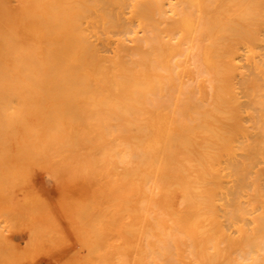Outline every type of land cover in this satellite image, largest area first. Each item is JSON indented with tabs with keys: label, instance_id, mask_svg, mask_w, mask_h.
<instances>
[{
	"label": "bare ground",
	"instance_id": "obj_1",
	"mask_svg": "<svg viewBox=\"0 0 264 264\" xmlns=\"http://www.w3.org/2000/svg\"><path fill=\"white\" fill-rule=\"evenodd\" d=\"M3 85L4 86L7 85V87L8 85H12V86L14 85L13 91H11V93L13 92L11 97L14 94H17L18 97L14 95L12 98L14 99L19 98V99L14 100L15 102L14 104V102L10 100L12 99L10 97L9 102L13 104V107H15V110H18L19 107H22V105L20 106L21 100L23 101L28 100L27 101L28 106H31V107H30V110H26V111L27 112L30 111L31 115H28L27 112L26 113H27V116H29V118H32L30 117L32 115L39 116L40 114H43V113L45 114L46 112L50 111L44 108L45 106L42 107L43 105H46V104H42V106H39V104L30 105V101H32L33 104H35V102L40 103L43 101L47 103L49 101V103L52 104V101H56L53 103V105L54 104L56 105V103H59V101H64L62 105H64L65 102L67 103L69 102V105H73L71 104L72 102H74V104L76 102H78L79 104L82 103V105H80V107L83 106L81 108L82 110H80V107L79 109H77L78 106L77 108L75 106L72 109L71 107H68L66 103L65 105L67 107L64 105L65 107L63 106L60 111L61 113H64V114H71V117L73 118L75 117V112H77V114L80 115L78 116L76 114L78 116V117L76 116L77 119L79 117L82 118V116L88 117L89 113H91L90 108L92 109L91 103L93 101H97L98 103L100 100H104V101L113 100L117 102V103L114 102L116 106L118 105V101H121L122 105L125 104L124 105L126 109L125 112H127L129 117L130 116L133 117V120H134L135 117L134 115L132 116L131 113L132 114L135 113V115H138L137 116L138 118L137 117L136 118L138 119L139 123L136 124L137 120H134L132 122V118H130L131 119L130 121L132 124L128 125L127 124L128 122H127L126 128H124L126 125L123 123V121L125 120L126 122V121H129V119L128 120L124 119L121 122L122 124H117V122L120 123L116 119L117 117L115 118L116 121L115 119H113L114 121L111 120L117 124L115 125L113 123L116 127H118L119 125L121 127V128L119 127L116 128L113 125L111 129L113 130L114 127L115 129L112 132L110 131V127L112 126L110 124L112 123L108 122L110 123L109 124L110 126L108 125L109 131L107 133H110V134L112 133L111 134L112 136H113V133L116 135V137L115 136L112 137L114 138L113 141H115L116 138L117 139L120 137L124 138L127 136L126 141H125V138L123 139L124 142L126 143L125 145H123L124 147L126 146L124 150L125 153L122 151L123 154L120 151L121 149H123L121 147L122 146L121 142L123 141L121 140L122 138L118 139L120 140L119 148L120 147L121 148L119 152H121V154H118L116 152L115 150L116 148L111 145L113 143L109 144L108 148L99 144L100 146L103 147L104 152L102 154H98V153H101L102 148L101 147L98 148V142L97 144H93L94 142L92 143V141L95 140V138H93V135L89 137L90 140L91 138L93 140L88 141V143L91 142L93 145H95V147L97 146L96 149L93 148L94 146H92L90 143L91 145L90 151L87 150L90 148V145H89V148L87 147L86 150H84L85 148H83V145H85L84 143H87V140L85 142V139H87V137H85V139L83 140L84 138L83 135H84V130H85L83 123H85L87 119L85 118L86 120L84 119L85 121H83L82 123V121H79L81 120L79 118L78 121L81 123L79 124L78 121L77 122L74 121V120H77L75 117L73 120L75 123L74 126L75 125L77 126L75 127L73 125L71 126H73L74 128L73 130L76 129L75 131H77V133L79 130V135L83 133V135H81L82 139L81 138L79 139V135H78V139L83 140L84 142L81 147L82 142L80 141L81 143H78L79 141L76 139L77 134H74V137H73V132H71V135L70 134L69 135L72 136V138H75L74 141L72 142H75V140H77L76 144L78 148H74L75 149L74 154L71 153L74 150V149H71L72 147L69 149V152L72 150L70 153L75 155L77 150H79L80 147L81 149L83 148L84 150V151L82 150V153H84L85 151L90 152L89 155L86 152L85 153L87 155L85 153H84L85 155L84 154L82 155V153H80L79 155H81V157L79 155H76L78 156L76 160H81L82 163L83 162L85 163V164H82L80 162L77 164L78 166H76L75 164L76 160L74 156L70 158L67 157V159L69 158L68 160L66 159V156H68V154L66 155V153H68V151L66 152L65 149L70 146H67L65 148L64 146L61 145L65 142L67 143L70 140H67V141L63 140L65 142H62V143L60 142L61 144L58 143L59 140L62 141V139H65L64 137L66 134L61 133L62 134L61 136L63 137V134H64V137L60 138L61 137L60 136L58 140L56 138H53V139H56L55 141H58L57 144L60 145L59 150H62V147L65 148L64 149L65 158L62 157L63 154L60 155L61 153H64L62 152L63 150L61 151L60 154H57L54 152V151L56 152H60V151H58L57 149L58 145H55V143L53 144L54 141L52 138H51V143H49L51 144L50 146L52 147L55 145L57 147L54 146L53 147L54 150H52L51 147L49 146V151L52 150L50 152L51 153L53 152L55 155V156L54 155L51 156L50 153L47 152L49 153L48 156H51L49 158L45 154L46 152H44L46 151V149L43 150L44 153L42 151L39 153L42 146H44L42 147V149L47 148L44 144H41L43 142L44 136L46 135L45 134L46 132L45 133L43 132L44 136L42 135L43 136V138L41 137L42 141L39 142L40 137H38V135L36 134H37V131L40 130L41 132L43 130L39 129L36 124L35 125L37 127L33 126V129L30 127V130L36 131L35 132L36 133L35 135L37 136L36 138H38L37 140L41 144V147L39 146V150L36 148L37 149L36 151H38L37 152L38 154L33 152L34 150H32L33 154H35L34 157L38 158L39 161H44L46 159L43 155H45L47 159L48 158L51 159L52 157L56 158L58 155H60L61 159L59 160V156H58L57 160L59 161L56 160L58 163L55 161L57 164H59V166H57V164L55 166L59 167V170L61 169L60 172L63 171L62 169L63 167L61 168L62 166L61 164L64 163L65 165L67 162L69 163L71 161H72V165L76 167V173L79 172V174L77 173L76 175V173H74V170H73L75 169V167L73 166L74 168L69 169L71 168L70 164L69 165L66 164V166L67 165L68 166L67 167L65 166L66 167L65 171L67 170L70 174H75L74 178L76 176V179H74L72 175H68L69 173L67 171L66 172L63 171L62 173L64 174L65 172V176L67 173V177H68L67 180L68 181L71 180L69 182L74 181L76 183L77 179H78V182H80L79 180L82 179L81 181H83L84 183L85 179L83 180L82 178L84 175H85L84 178H86L87 176L90 180V177H91V181L93 180V178H95L94 181H98V182L99 180L97 179V177L100 179L102 177V180H100V182L102 181V183H99L100 184L99 186L97 185L98 182H95L96 183L95 184L92 181L94 183L93 186L95 187L93 186L90 187L89 185L88 188L93 187L95 189L97 186L99 188L100 187L103 188L104 186L105 189L101 188L102 190L100 191L103 194L104 192H107L106 193L107 200H109L107 197L113 198L114 196L113 199H116V197H118L116 200H114L116 203L114 202V204H112L114 206L112 207L115 209L117 204L120 203L118 205L119 210L115 212L116 210L113 211L114 209L111 207L113 209L111 211L113 213L112 216H114L111 218L110 216H108V213H105V212L106 210L108 211V209L111 210L109 205L111 206L112 200L110 199L108 203L107 200L105 201L103 199L102 195L100 196L97 194L98 189L96 190L92 189L91 190L92 192H90V190L86 187L89 190L87 191L91 193V194L88 193L89 196H92L94 192L97 191L95 196L98 195L101 198L99 199L98 197L99 201L95 199L92 201L91 199L93 198L89 197L90 202L92 201L91 203L92 205L89 203L91 206L86 205L84 208L81 207L83 209L87 208L83 211L84 214H91V212L93 213L94 211L103 212L104 209H106L105 212H103L102 214L100 212L99 213L97 212V213L101 214L100 216H102L105 213V217L106 216L108 217V218L104 217L105 223L103 222L104 219L103 221H101L104 224L97 223L95 225L94 223L96 227L93 225L94 228L92 230L88 229L90 230L88 232L93 231L94 229L97 228V226H100V225H101V228L104 229V226L102 225L106 224V219H107V223H109L108 220L110 219L113 222H116L115 219L118 221L119 220L118 218H121L118 223L119 225H117V222H116V227L119 226V228L116 229L114 224H113L114 226L110 225V223L112 222L110 221L109 223L110 226L106 224L107 227H105L104 231L102 232L104 233V235H102L103 238H105V241H108L109 243L108 244L106 242V245H110V247L112 246L111 248L114 247L116 250L114 248L113 249L109 248V246L108 247L103 246L105 244V242H103L104 240L102 239L98 240V237L101 236V235H98V233L103 230V229L100 230L99 229L100 227H99L98 228L100 230V231L98 230L99 232L96 231L97 229L94 231L95 233L93 232L95 236H93V234H92L93 237L90 234H89L90 236L89 235L87 236H89L90 239L94 237L97 238V239H91L93 240L92 243L95 244L94 246L99 247L97 243L102 241L100 243L102 245L99 244L100 245L99 248H101V246L105 247L106 251L105 250L103 251L104 248L101 250L97 247L95 248L93 247L94 252L96 251V249L98 250L95 253L93 252V250H91L88 256L90 255L95 256L97 254L96 256L99 255L98 256L99 258L101 257L102 259H104V264H109L108 262H112V261H113L112 264H120V263L126 264V259L131 257L130 255H132V257L128 259L129 263L127 262V264H134L133 262L134 260L137 261V263L135 264H224V263L226 264V262L229 264V262L233 263V261L235 264L236 263L235 261H238V260H234V256H232L233 250L232 251L228 250L231 247L232 249H234L235 247L234 244L236 242H234V240L231 239L235 234L234 235L233 233L228 234L227 228H229V231L236 230L238 234L241 231L243 236L239 234L240 235L239 239L241 238L240 239L241 241L240 242L238 241L240 243V245L238 244V246L244 247L245 249L246 247L249 248L248 250L246 249L248 252H246L245 255H244L245 253L244 248H242L244 249L242 252L239 250L241 249L240 247L238 249L239 253L237 252V249L234 250V252L236 251V253L238 254L239 258L242 257L241 260H239L240 263L241 261H243L242 259H244L245 261H243L242 263L247 264L246 263L248 262L247 259H249V262H248L249 264H264V0H0V86H3ZM18 86H20L21 88L19 91H16ZM22 86H24L25 88ZM1 88L4 89V90H0V94L2 93L4 94V96L3 94L1 95L3 96V98H1L0 96V98L4 101V102H2V100L0 101V105H1L0 107L2 108L4 106L2 104H6V100L4 99H6L9 91L8 89L6 90L3 87H0V89ZM22 88L25 89V92H24V89L21 90ZM22 91L23 93H19ZM22 94H24V96H22ZM109 101H107L106 103L103 102V105L106 106V104L108 103L114 104V103H110ZM11 103L8 105L11 106L10 112H12L13 114L9 113V108H10L9 106L7 107L8 109H5L6 108L5 106L7 105L4 106V109H5L4 111L0 108L1 110L0 119H2L0 120L2 121V123L0 122V133H1L0 142L1 141L3 142V143L2 142L0 143L1 145L0 154L2 155V156L0 155L1 161L3 160L4 156H6L5 158H7L6 154H8V150H9L8 148H10L9 142L5 141L4 139V137L7 135V132H5L7 129L4 131L5 132L4 133L1 130V128H3V130L4 128H9V124L11 125L10 128H12L13 120L11 119H14V117H17L15 118V121L13 122L15 124L19 122L23 124L24 127H26L25 126L26 124H24V122L28 123L25 121L28 118L25 119L23 115L17 116V114H21V113H18L19 111L14 112ZM83 103L85 105H83ZM51 104L49 105L50 107H51ZM96 105H95V108H98L97 106L99 105L97 106ZM101 105H102V101L98 108V110L101 109L100 110L101 115L99 111H94L93 109H92V112L94 113L98 112L99 116L98 117L95 116L96 114H93V115L91 114L92 116L89 115L90 118L93 119L94 122H95L94 117H96L97 121L100 122L99 120L101 119L100 116H102V118L106 120V116H108L107 114H110V115L112 114L113 115L112 117H115L114 114H117V112L119 113L118 110L117 111L115 110L116 112L113 114L112 112L114 110H112L111 112L110 109L114 108L115 106H111L109 110L105 108L108 111L106 112L107 114L104 113L106 114L104 116L102 111L105 112L106 110L103 108L104 106L102 105L103 106L102 107ZM25 106L23 105V108ZM59 106L60 105L58 104V108L60 109ZM47 108L49 107L47 106ZM102 108L104 110H102ZM53 110L54 108L52 109V111ZM165 110L167 111V113L164 112ZM5 111L7 112V114ZM109 111L111 113H109ZM123 111H124V108H123ZM184 112L185 113L194 112V114L196 113L197 119H195L194 115L193 114L191 115L190 113L191 118L194 117L193 118L194 122L192 123H195V120H196V125H193V124L191 125L190 123V121H192L191 118H190V121L188 122L187 119H189L188 117H190L188 114V117L184 115V117H187L185 120L186 122L190 124V126H193V127H190L189 124L186 122H185L186 125L188 124L187 126L189 127H186V128L184 127L182 123L183 120L180 122L179 119L181 118L177 119L182 114H184ZM26 113L24 114L26 115ZM55 113L59 114L57 113V111ZM4 114L5 116L6 115L7 116L6 117L4 116L3 118ZM64 114L60 116L59 115L56 116V118L57 119L59 118V119L57 121L54 120L53 122H51V124L53 123L54 126L56 125L55 126L56 128L52 126L54 131H51L52 128H50L48 134L50 132L56 133V131H59V130H60L59 132H61L64 129H67L66 130L67 132L68 130L72 129V128L68 129L69 126H66V124L67 125L71 124L69 119L63 120L65 124L62 121L61 122L63 124L60 123V117L62 116L65 117ZM73 114L74 116H72ZM119 114L123 118L124 115L122 116L121 112ZM119 114H117V116L120 118ZM11 115L13 116V118L10 119ZM139 115H141L140 116L141 121H140ZM22 116L24 117L23 119L25 120L22 119ZM129 117L125 116V118H129ZM5 118L7 119L4 121L3 119ZM65 118H68V117L66 116ZM8 119L11 121L10 123L8 122ZM18 119H20L21 121H19ZM33 119H35V117ZM103 119H102L103 124L102 122H100L102 124L101 128L103 127V125L106 128L108 123L105 122V120ZM198 119L199 121H197ZM51 120L53 119L51 118ZM108 120H109V116L107 118V121ZM88 121L87 123L89 124ZM93 121L91 123H93V125L96 124V130L100 131L101 130L100 126H97V125H100V123L98 122L97 124V123H94ZM177 121H179V123ZM242 121L244 122L246 121V123L243 124L244 122ZM54 122H57V123L54 124ZM44 123L47 124L45 120H44ZM58 124H59V127L62 125L63 126L65 125V127L67 128H64L62 126V128L64 129L62 130L61 127L59 129L57 127ZM88 124H86L87 128L85 125L86 132H87V129L91 127V125L88 126ZM123 124L124 126H122ZM181 124L183 126H181ZM49 125H46V126L49 127ZM80 126H82L83 128H81ZM14 127H13L14 130L17 129L16 125ZM47 127H46L47 129L46 131H48L49 129ZM92 127L91 129H93ZM97 127L99 128L97 129ZM184 129H188L187 130L188 133L186 134V136L190 133L189 130H191L192 135L194 133V136H191L192 139L190 138L188 142L186 140H188L189 137H186V136H185L186 138L184 141L182 140L180 141V138L181 139L184 138L183 137L185 135L183 131ZM22 130L23 132L27 131L25 130V128H23ZM88 130L89 131L87 132V134H89V132L91 134H94V130H91L92 132L90 131V129ZM96 130H95V133H96ZM115 130L117 131V133L119 132V134H117ZM240 130L241 131L245 130V131L238 132ZM32 131H30V133L27 131L25 132V135L22 134V136L25 137L26 134L28 133L30 135L31 134L33 135ZM120 131H122V133L124 132L123 135ZM40 132H38V134ZM8 133L9 134L7 135V137L9 139L11 136V133L10 132ZM100 133H98L99 137L98 138L96 137V141L101 137V135L104 138L103 134L106 132L104 130L103 134L101 133V135H99ZM181 133H182V136L180 137L179 134ZM239 133L240 134L243 133L245 136L243 134L241 136H238L240 135ZM2 134H4V136ZM50 135H53V134L51 133L49 134V136ZM117 135L119 136L121 135V136L119 137ZM177 135L180 138H178ZM33 136L32 137L28 136V138L30 137L32 141L31 140L29 141V139L26 137L28 139L27 141L32 143ZM85 136L87 135L85 134ZM94 136H97V135L95 134ZM107 136L109 135H106V138L108 140ZM241 137L245 139V140L243 139V141L245 142L248 141V142H246L245 144L241 143L242 141ZM11 138H14V137L11 136ZM45 138H47V136ZM67 138H69V136H67ZM72 138L70 137L71 140ZM101 138L99 139V141L100 140L103 141V139ZM106 138H104L105 141H107ZM177 138H178V142H176ZM235 138L238 142V143L236 142V144L239 145L241 143L242 145L243 144L247 145L246 146L247 150L244 148V145L241 147L237 146L235 150L234 149L236 145L234 143L236 141ZM17 141L21 143V140H17ZM105 141H103V144ZM111 141L112 140L108 141V143ZM22 142H24V140ZM25 143L24 144L27 146L28 143L27 142ZM106 143L104 145L108 144ZM118 143H116L115 141V144L118 145ZM32 144L38 145L37 141ZM47 144L48 142L46 143V145ZM69 144H73V146L75 145V143H71V142H69ZM69 144L67 143L66 145H69ZM16 145L17 147L19 146L18 144ZM29 145L28 147H30V149H28V147H26V149H28L31 152V149L35 147L31 148V144ZM110 146H111V149L113 147L112 150L115 151L114 154H113L114 151L112 152V150L110 149ZM1 147L6 148V152H4L6 153L5 155L3 153L5 149L1 150ZM116 147L118 148V146ZM239 147L240 148L243 147L242 149H244V151L246 150L245 155H241L242 158L244 157L243 158L244 160L242 159V161L240 160L241 158L240 155H239V159L237 156V160H236V155H238L236 152L238 150L241 151ZM55 148L57 150H55ZM92 149L94 150V152L96 150V152L92 153L91 152ZM97 149L98 151L101 149L100 152H98ZM104 149L106 151L110 149V153L112 152L111 154H113L114 157L116 153L118 154V155L116 154V156L118 157L120 155L122 156L125 154L124 156H126V158H124L123 156V159H125L126 165L123 163L124 162L123 159H122L123 162L120 163L121 165L117 164L118 161L114 159L115 160V162L113 160L114 164L116 163L118 165V166L115 165L114 167L115 168L117 167V169H119V170L117 169L115 170L114 167H112L114 164L112 165V162H110L111 158L109 157H111V154L109 153V151L107 152L109 153V155L107 154L105 159L102 158L105 156L104 154L106 153ZM233 149L235 150V152H233ZM28 150H25V152L27 151L29 153ZM21 151H19L20 154L25 153V152L21 153ZM242 151L241 152L238 151L239 154H243L244 151L243 152ZM32 152L30 155L33 156ZM19 153L17 155H19ZM42 153L43 155H39ZM70 153H69V156H70ZM91 153H92V156L90 159L89 157ZM96 154H98L97 155L98 158H96ZM247 154L249 155V168L246 170L248 171L250 170L249 173L248 171L245 172L246 171L245 169L244 171L242 170L243 167H246V168L248 167L247 165L248 161L246 160L247 158H245V156L247 157ZM40 156H42L44 160L41 159ZM82 156H87L86 158H88V160L90 161V163L88 164L89 165L91 164V167H93L92 164H94L97 167L98 166L101 167V170H103V166H102L103 164L105 168L109 164H111L112 166L110 165L108 168L109 171H107L108 170L107 168H106L107 170L102 171V172L106 171L105 174H107L106 176L108 177L105 176L106 178L104 179V176L98 175L96 172L98 171V173H100L101 170L99 171V169H97L96 171L97 167L95 166H94L95 168H92V169L93 170L95 169L94 171L98 176H92L94 171L91 169L93 173L91 174L92 171L89 172L90 166L86 163V159ZM229 157L231 158L232 162L234 160L237 161V162L234 161L233 163H238L241 161L239 164H237L238 166L242 163L241 167H236L238 169L241 168L240 171L235 169V167L233 168L232 167L233 165L231 166V164H229V160H228ZM21 158L22 157H20V160ZM62 158L65 159V162ZM225 158L227 159V162H225L226 161ZM30 159L29 157H26V159H24L26 160V165L28 162H30ZM35 159H33L32 161L34 162ZM70 159L72 160L70 161ZM92 159L94 160L93 162H92ZM102 160L104 162H106L107 160L110 163L108 162L109 163L108 164L106 162L107 165L105 163L100 164ZM221 160H225L224 163H222L223 161ZM16 161H18V163L19 162L21 163V161H19L18 159ZM61 161L63 162L59 163ZM5 162L10 163L11 158H10V162H8L7 159ZM35 162L34 164H37ZM48 162L49 163L51 162L50 164H53L54 161H48V160L44 161V163H47V166L50 165ZM24 163L25 161L22 163L23 168L26 166ZM98 163L100 165H97ZM23 164L25 166H23ZM79 164H82V167H79L80 166ZM122 164L126 166V169L124 168L126 171H124L123 169L124 174H126L124 177L122 176L124 174L119 173V171L122 173V169L120 170V168H118L119 166L121 167ZM225 164L228 166H224ZM243 164H246V165H243ZM8 165L6 164L5 167L8 168L9 167ZM1 166L4 167V165H1ZM31 166L35 168L36 165L34 166L31 163V165L29 164V167ZM39 166H40V163H39ZM42 166H44V164ZM85 166H87V169H89V171H86L87 169ZM19 167L23 169L21 165ZM2 168L0 170V174H1L0 179L2 177V180L0 182L4 183V181L6 182V177L4 176V174L6 173L8 174L9 169L6 170L4 168L7 172L3 173L5 172V170L3 171ZM37 168L38 167H36L35 169H32V172H34L33 170H36ZM14 169L15 168H13V170ZM230 169L231 170L234 169L232 171L233 174L232 172H229ZM41 170L43 172V167H41ZM71 170H73L72 173H71ZM23 171L24 169L22 170V172ZM80 171L84 172L83 175L81 174L82 172ZM110 171H112V176H111ZM116 171H118V175L117 173L115 174ZM237 171H239V173L243 172L242 176H244L245 173L249 174V175L246 174L247 179L250 180L248 185H247L248 181H245L246 183L244 182L245 176L244 177L241 176L243 180L241 179L242 182H239L240 183L239 185L236 183L238 182L237 180H240L239 179L240 175L237 173ZM86 172L90 173V176L89 174L86 175L85 174ZM24 173H25L24 175H26V173H29V172L24 171ZM108 173L110 174V177H112L110 178L112 179L111 181L108 179L109 178ZM225 173H229V174L231 173L230 175L228 174L230 177H232L231 175H233L234 177L237 174L238 176L237 175L236 176L238 178L236 177L237 179L235 178L234 180L232 179L233 181L236 180V182L233 183L230 179H227ZM7 174L6 176H8ZM15 174L13 176V178L15 177L14 178L15 180H12L13 178L11 177L10 182L14 181L16 185H18L19 183L17 184V180L19 177L18 175H20V173L17 174V176H15ZM22 174L23 173H21L19 177V181L23 177H25L24 175L22 176ZM119 174H120L119 178L121 179L124 178L123 180H125V178L127 179V182L125 180L121 183L122 186L126 185L127 183V186H124V188L119 184L121 186L120 188H122L123 190L127 187L126 188L127 190H125L127 192L124 191V194L125 193H128V194H125L124 198L122 197L123 193L122 194L120 193L121 196L116 195V194H119L118 191L117 193L115 192V190L120 189L118 188L119 186L118 187L117 185H111L112 187L109 186V183L115 184V182H113L114 181L113 179H117ZM48 175L50 177L52 173ZM59 175H62V174H59ZM78 175L80 176L82 175L81 178ZM114 175L117 177L113 178ZM30 176L31 175L29 176L26 175V177L23 180L27 182L28 178L31 179ZM62 176L61 178L59 176H55V172H54L52 178L56 179L55 177H59L61 180L63 179ZM69 176H71L73 180ZM88 178L86 179L88 180ZM121 179L116 180V182L119 181L120 183ZM31 181L34 182L32 179ZM68 181H63V182L67 183ZM88 181L87 182L85 181L86 184H88ZM106 181H109V182H106ZM25 182L23 183L26 184ZM169 182H170L169 188L171 186L174 187L176 184L177 187L178 185H180V187L183 189V204L182 203L181 204L184 205L185 203V205L182 206L180 204L182 206L181 209L182 210L184 209L183 211H181L180 206H179V209H176V210H174L172 207L173 197H171L172 199V202H171L170 196L173 195V193H175L173 192L174 189L172 190V188H170V190H172V191L169 190L171 194L169 193L168 190L165 189V185L168 186ZM171 182H173L174 184L172 183L173 184L172 185ZM20 183L21 184H19L18 186H15V184L13 183L11 187L14 186V187L20 188L19 186L21 185L23 186V183L21 181ZM242 183L246 184L245 186L246 189H248L247 186L250 185L249 193L244 194V192L246 191V190L244 191V187L242 188L244 192L240 191L242 190L241 189V187L243 186ZM0 185L3 186L1 183ZM238 186L240 187L238 188ZM5 187L3 186L2 188L4 189ZM8 187H6L7 189L6 188L5 189L8 190ZM14 187L11 188L12 191L13 189H15ZM180 187L178 188L181 189ZM64 188L66 189V187H63V189ZM78 188H81V187H78ZM178 188H175V190H177ZM236 189H237V192H236ZM11 190L9 189L8 191L11 192ZM19 191L20 189L17 190L18 193ZM119 191L121 192L122 190L120 189ZM20 192H22V190ZM111 192L114 195H112ZM12 193H14V191ZM110 194L112 197L110 196ZM231 194H233L234 197ZM242 194H244L243 196L245 195L248 196L249 194V197L245 196L248 199L243 198L245 201L240 198L243 204L245 202V204H248L249 207L247 205L243 206L242 203L239 204L240 201L237 199V197H239L238 195H240L241 197ZM40 195L41 194H39L38 196ZM127 195H128L127 197L128 205L126 204L127 202L125 203V201H127L126 200L127 198L125 196ZM142 195H144L145 198L147 196L152 201L153 205L150 204L149 199H148L149 201L146 203H149L150 205H145V206L142 205L141 204V200L143 199V198L141 199V197H143ZM1 196L2 194L0 195V197ZM119 196L120 198L122 197L121 198L122 200L119 198ZM5 197L2 196V198H5ZM25 197H29V195L26 194ZM9 198H11L10 195L8 199ZM22 198L24 201H26L24 197H21L20 199ZM89 198H88V201H89ZM20 199H17V201L15 200V202L18 203ZM101 199L103 201H100ZM118 199L119 201L117 202ZM1 200L2 199H0V201ZM236 200H238V204L242 205V207L247 206L249 208L248 210L246 209L247 207H245L244 212L241 210L243 213H247L246 212L247 210L249 211V213H247L249 214L247 218V220L249 221L248 222L249 226L246 227L247 229L245 228L243 229V227L242 229L241 227L238 228L240 225L241 226L243 225V221H242V224H239L240 218L238 219L235 214H238L240 209H243V208H241L240 206V209L239 210L237 209V206H236L237 203L235 204V202H237ZM2 201L4 203L6 200H2ZM11 201H8V200L6 201L7 202V204L5 203L6 208H4V205H1L3 206L1 207V209L2 208L3 209L2 211L0 210V214L2 212L3 217H1L0 220L5 218V222H6L7 220H10L11 218L12 220L14 219L13 222L7 221V222H10L9 226L10 225L12 226L10 228H13V226L15 225L18 226L17 224L20 221L18 219L23 218L22 221H25L27 225L29 222L26 219H24L25 215L23 216L21 215L22 208H20V206H22L23 204H19L20 205L19 208L16 209V203L15 204L13 202L11 203ZM94 201L95 202L98 201L97 204H101V203L107 204L108 203L109 205H105V206H108L109 208L108 209L106 207L99 208V205L98 206L94 205L95 204ZM121 201L124 202V206L125 205L127 207L129 206L128 208L132 210L130 214L132 216L134 214L133 217L136 219L138 223L141 222L142 224L141 228L144 229L140 233L138 230V234H140L139 236H137L138 239H136V242L138 241V243L136 244L138 245H137V249L135 248L134 249L136 250V252L139 251L138 252L139 255L137 254L138 259H133V261L131 260L133 258V255L135 256L134 254L135 250L133 251V253L128 252L129 254L127 252L126 253L123 252L122 250L119 251L118 247L123 244L122 243L123 241H120L121 243L119 244L120 238L113 237V236H117V234L120 232V229L122 228V227L120 228V223L122 222V220L128 219V218H125L128 216L127 214H125V217L123 216L124 217L123 219L121 217L123 214L122 209H124L125 211L127 209L126 206L125 207L122 206ZM246 201L248 203H246ZM31 202L32 201L28 200L27 203H31ZM10 203L11 205H13L12 207H9ZM26 205L28 208L30 207L29 211L31 209V213H32V207L34 206V204L31 206H29L28 204ZM74 205L77 207L75 208L76 209L75 211L72 210L74 208ZM93 205H94V209H93ZM120 205L122 206V208ZM35 206L37 207V205ZM68 206H71L72 209L71 207H69L67 211L65 207L64 208L65 210L63 209L62 210L66 211V213H69V211L71 210L73 213L77 212L75 213L77 218H79L80 216L79 214L83 215V212H81L83 209L81 210L78 208L82 206V204L81 205L79 204L78 206V204L75 203V204H70V205L68 204ZM88 206L92 208L90 207L88 208ZM13 207L15 208V210ZM96 207H98L99 210L98 208L96 209ZM16 210H18V212H16ZM24 210L28 211L27 208H25ZM110 210L108 212H110ZM177 210H179L181 213H179ZM11 211L13 212L15 211V213ZM88 211L90 212L88 213ZM174 211H176L177 213ZM95 212L93 213V216H97L96 215L97 213ZM114 212L118 214V217L116 214H114ZM127 212H128V209H127ZM240 213H239V217H242L243 214H241L242 216H240ZM16 214L17 215L19 214L20 216L19 215L17 216ZM24 214L26 213L24 212ZM69 214L71 215V213ZM234 215L236 216L235 218L236 220L233 219ZM5 216L7 217V219ZM8 216H10L11 218L10 217L8 218ZM28 216L30 215L28 214ZM48 216L50 217L49 214L47 215V217ZM53 216L54 214H52L51 217L53 218L52 221H54L55 219L54 225L55 227L57 226L56 229L58 231L61 229L59 231V234H62V231L64 234V229L62 228L63 224L61 225L60 224L61 222L56 220L57 217L55 216L54 218ZM246 217L247 215L245 216V219ZM31 218L29 221H31ZM52 218H50V220ZM243 218H241V220ZM232 219H233V222L234 221L236 222L237 220H239V223L238 221L236 222L238 223L237 225L238 227L235 225V222L234 223L232 222V223L236 227L234 225L232 228L230 227L231 225L229 222H231ZM44 220L45 219H43V224L47 222L46 220L45 221ZM77 220L80 221V219H77ZM95 220H96V217H95ZM3 222H4V219H3ZM3 222L2 223L0 222L1 223L0 226L2 225L1 227L3 226L7 227V223L5 224L6 225L5 226ZM80 222L82 225V221ZM97 222H100L99 219ZM12 223L14 224L12 225ZM47 223H46L47 225H52V228H49V229H52V232L53 231L57 232L56 230H54L55 227L52 224L53 222L48 221ZM75 223H74V226L77 225ZM32 224L36 225L35 222ZM43 224H40L41 225L40 227H43ZM58 224L61 225L60 228ZM71 224L73 225V223ZM79 224L80 223H78V226H75V229H77L76 231H79L78 228L81 226ZM24 225L25 224H23L22 226ZM28 225L30 226L31 224H28ZM29 226H26V227H28V229L30 230ZM226 226H229V227H226ZM37 227L38 225L36 227H33L34 231ZM82 227L83 229H86L85 231H87L86 227L84 226ZM82 227H80L81 231H82ZM146 227L147 229L150 228V230L151 229L153 230H151V232L147 231V229H145ZM187 227L191 228L189 229L190 231L193 228L194 229L193 232L187 233V229H188ZM7 228H8L7 231H9L10 228L9 227ZM236 228H238V230ZM3 229L5 230V231L3 230L5 233L4 232L3 234L1 233L2 232L1 231L2 228H1L0 233L3 236L1 235L0 237L4 238L5 236L4 238L5 240L3 239L5 243L6 241H9L8 239L6 240V234H8V232L6 233V228H3ZM39 229H36V232H38L37 230ZM113 229H114V232H112ZM42 230L45 231L46 234L48 233L45 227H43ZM34 231H32L33 234H31L30 232L29 238H32V239H30L29 242L35 240L36 239L35 237H37L36 234L38 233H35ZM39 231H41V229ZM43 231H41L39 234L42 235ZM81 231L78 232L77 236H78V239L80 238V242H82V243H79V245L81 244L80 248L82 249L83 243H84L83 240L84 238H86V232L84 235V232H81ZM116 231H118V233ZM55 232L53 234H50V232L47 234L48 236L51 235L50 238L53 241L52 242L53 245L58 243L59 242L58 240H60L59 237L57 236L56 238L53 237L54 235H56ZM80 232L83 234L84 238H82L83 236L81 237ZM65 233H66V230H65ZM106 233L107 235L110 233L109 235L110 239L114 238V240H117V239L118 240L116 242L112 240V242L114 243H112L111 240H106L108 239V236L107 238L105 236ZM112 233H116V234H113L112 236ZM150 233H152V235ZM46 234L44 236L42 235L44 239L48 238ZM230 234H232L233 236ZM33 235L35 236L32 237ZM96 235H98V237ZM118 236H120V234ZM40 237L41 236L37 237L38 242H37V239L35 241L36 243L33 241L35 243V244L33 243L34 245L31 244L32 242L30 244H27L28 245L27 248L29 249H26L23 246L21 248L17 247V245H15L12 241H9L8 243H5V244L9 248H11L9 243H11V245L14 244L15 246L13 250L15 249V247L18 250L21 249L20 253L24 254L26 252V255L24 254L25 257L28 256L30 258V254L33 255V252L35 253V257H36L37 253H42L43 251L47 249V247L48 249L51 247L50 238H49L50 241L49 240L47 241L45 239L47 243L49 242L50 244L47 246L46 241ZM89 237H87V242H89L88 247L91 245V242L88 241ZM235 237L236 235L234 236V238ZM39 239L42 241L43 240L45 241L44 243L46 247L44 246V243L42 244V241H40ZM53 239H55V241L56 239L58 240L54 242ZM94 240L96 242L98 240L99 242L96 243ZM39 242H41V246L43 245L42 248L38 247L40 245ZM65 242L69 244L68 241H65ZM0 243H3V242L1 241ZM63 243L61 244L63 245ZM5 244H1V245L5 246ZM29 245L32 246V248L34 246L35 249L34 248L31 249ZM43 247L45 248V250ZM91 248L92 247H90V249ZM38 249L39 251L41 249L42 252L37 251ZM108 249L111 250V252ZM18 250L17 252L16 250L15 251L11 250L12 251V252L10 251L11 255L13 254L14 255L13 256L8 255V257L9 258L14 257L13 259H15L16 261L20 260L21 254H19L20 256L18 255V252H19ZM22 250H24L25 252ZM100 250L103 254L98 252ZM2 251L4 250L1 249V252ZM51 251H53V249ZM54 251L56 250L54 249ZM107 252L108 254L109 252L110 253L114 252L116 255H113L114 253L109 254L110 256L109 257L107 255ZM92 253H94L95 255ZM247 253L249 254V256ZM2 254L3 256H1L0 254L1 256L0 259L2 258L5 259L6 257L4 256L10 253L8 252L6 254L5 253H2ZM239 254L240 255L243 254V255L240 256ZM111 255L117 259H115ZM17 256H19L18 257L19 259H17ZM23 256H21V260L23 258L25 259V257ZM92 256L89 257L90 258L89 259L90 261L88 260L90 262L89 264L92 263L91 262L93 258ZM96 256L95 258L97 259V262H98L97 264H103L102 259L101 258L99 259ZM122 256H123L122 258L123 260L120 259L121 262L118 263L119 258H121ZM107 257H109L110 259ZM111 258L112 259L114 258V259L112 260ZM2 261L3 260H1V262ZM7 261H10V259L9 260L7 259ZM99 262H102V263H99ZM10 263L12 264V261L9 262V264ZM237 264H239V262Z\"/></svg>",
	"mask_w": 264,
	"mask_h": 264
},
{
	"label": "rangeland",
	"instance_id": "obj_2",
	"mask_svg": "<svg viewBox=\"0 0 264 264\" xmlns=\"http://www.w3.org/2000/svg\"><path fill=\"white\" fill-rule=\"evenodd\" d=\"M9 86H10V87H9ZM0 87L5 88L6 90L8 89V91L10 92V93L8 92L6 99H4V100H6V104H2V105H4V106L7 105V106H5V107H6L5 109H8V108H7V107L9 106L8 104L11 103V102H9V101L11 100V101L14 102V100H18L19 98H17V99H16V98H15V99L12 98L14 95L17 96V94H14V95L11 97V95H12V93H13V92L11 93V91H13L14 85H13V86H12V85H8V87H7V85H5V86L3 85V86H0ZM15 87H16V86H15ZM22 87H24V86H22ZM20 88H21V87L18 86V88H17V89L15 88V89H16V91H19ZM24 88H25V87H24ZM24 88H22L21 90H23ZM0 90H4V89L1 88ZM24 92H25V89H24ZM6 93H7V92H6ZM19 93H23V91H22V92H19ZM2 94H3V93H2ZM2 94H0V96H1ZM5 95H6V94H5ZM18 95H19V94H18ZM3 96H4V94H3ZM3 96H1V98H3ZM19 96H20V95H19ZM22 96H24V94H22ZM10 97H11L12 99H10ZM17 97H18V96H17ZM1 98H0V101L2 100ZM26 98H27V97H26ZM9 99H10V100H9ZM20 100H21V99H20ZM27 101H28V100H26V101H25V100H24V101L21 100V104H20V106L22 105V107H19L18 110H15V107H13V104L11 103L14 112H15V111H19L18 113H21V114H17V112H16L17 116H19V115H20V116L23 115V116L25 117V119L28 118L27 120H29V121L23 119L24 117L22 116V119L25 120L26 122H28V123H25V122H24V124H26L25 126H26L27 128L24 127V125L21 124V123H19V122H18L17 124L13 123V122L15 121V118H17V117H14V119H11V118H13L12 115H11L12 117L10 116V119L13 120V122H12V125H13L12 128H10V127H11L10 124H9V128H10V129H9V128H4V130H3V128H1V130H2L3 132L7 129V130L5 131V132H7V135L9 134L8 132H10V133H11V136H13L14 138H11V136H10V138H11L12 140H11L10 138L8 139L7 135L5 134L6 136L4 137V139H5V141H8V142H9L10 148L7 147L8 145L6 146V147L9 149V150H8V154H6V153H4V152H6V148L1 147V150H2V149H5V150L3 151V153H4V155H5V154L7 155V158H5L6 156H4L5 159L3 158L2 161H1V159H0V162H1V163H3V162L5 163V164H4V163H3V164L0 163L1 165H4V167L1 166V165H0V167H1V168L3 167V168H2L3 171H4L5 169H6V170L9 169V170H8L9 173L7 174V173H6V172H7L6 170H5V172H3V173H6L8 176H6V174H4V176L6 177V182L4 181V183H3V182H0V183H1L4 187H5V186H6V187L9 186V187H8V190H9V189L11 190V188L14 187V186L11 187V185H12L13 183L15 184V186H18L19 184H21L20 181H21L22 183L25 182L23 179L26 177V175H27V176L31 175L30 178H31L34 182H32L31 179L28 178L27 182H25L26 184L23 183V186L21 185L22 188H21V186H19L20 188L14 187V188H15V189H13L14 193H12V192H13L12 190H11V192H9L8 190H6L7 188L5 187L6 189H5V188H4V189L7 191V192H6V191L2 188L3 186L0 185V186H1V187H0V188H1L0 191L2 192V193L0 192V195L2 194V196H4V197L6 196L5 198H7V199H5V198H2V196H1L0 199H2V200H6V201H7V200H8V201H11V199H12L11 203H12V202H13L14 204L16 203V209L19 208V206H20L19 204H23L22 206H20V208H22V209H21V212H22L21 215H22V216L25 215V216H24V219H26V220L29 222L28 224H31V225H33V226H31V225L29 226L28 224L26 225V222H25V221H22L23 218L21 217L22 219H20V218L18 219V220H20V221L18 222V224H17L18 226L15 225V226H13V228H10V227H12V226H11V225L9 226V223H10V222H13L14 219L12 220V218H11L10 216H8V218L10 217L11 219H10V220H7V221H10V222H7V221L5 222V218H3V219H4V222H3V219L0 220V222H1V223L3 222L4 225L7 223V227H9L10 229H9V231H7L8 228H7V227H4V226L1 227V226H2V225H1V226H0V229L2 228V230H1L2 232H1V233L3 234V232L5 231L3 228H6V233L8 232V234H6V240L8 239L9 241H12L15 245H17V247H20V248H21V247L23 246V247H25L26 249H29V248H27V247H28L27 244H30V243L32 242L31 244L34 245V244L36 243L35 241H36L37 237L41 236L40 238L44 239L43 236L46 234V232L42 230L43 227H45V229L48 231V233L50 232V234H53V233L55 232V231L52 232V229H49V228H52V225H47V224H48V223H47L48 221L53 222L52 224L54 225V221H55V219H54V221H52L53 218L51 217L52 214H54L53 217L55 218V216H56V217H57L56 220H58L59 222H61V223H60L61 225L63 224L62 228L64 229V234H63V231H62V234H59V231H60L61 229L58 231V230L56 229L57 226L55 227V225H54L55 229H54V227H53V229L56 230L58 233L55 232L56 235H54V236L52 235V236L55 237V238H56V236L59 237L60 240L56 239V241H57V240L59 241V242H58L59 244L56 243V244L53 245V244H52L53 241H52V239L50 238L51 235L48 236V235H47L48 233H47L46 235L48 236V238H45V239H46L47 241L49 240V238L51 239V242H50L51 247L49 248L50 251H49L48 247H47V249H48L49 252L47 251V249L45 250V248L43 247L45 251L42 252L41 249H40V251H39V249H38L37 251L42 252V253H37V254H36V257H35V253L31 250V251L33 252V255L30 254V258H29L28 256H27L28 258L25 257V255H26V252H25L26 249H25V251L22 250V251L25 252V253H24L25 255H24L23 253H20V250H21V249L18 250V249H16V247H15V249L13 250V248H14L15 245H14V244L11 245V243H9V244H10V247H11L12 249L9 248V247H7V245H6L5 243H8L9 241H6V242L4 243V240H5L4 238H5V236H4V238L0 237V240L2 239L1 241L3 242V243H0V246H1V247H0V254H1V256H3L2 253H5V254L8 253V252L10 253V254H6V255L4 256V257H6L5 259H3V258L0 259V264H4V263H5V264H7V263L9 264V262H11V261H12V264H13L14 262H15L14 264H89V263H90V262H89V261H90V260H89V259H90L89 257L92 256V255L88 256V254H90L89 252H91V250H93V252H94V248L97 247V246H94L95 244L92 243L93 240H91V239H97V238L94 237V238H91V239H90L89 236H90V235L92 236V234H93V236H95V234H94L95 232H94V231H95L96 229H97L96 231H98L99 229L101 230V229H103V228H101V225H100V226H97L96 229H94L93 231H91L92 233H91V232H88V231H90V230H88V229H91V230H92V229L94 228V227H93L94 223H95V225H96L97 223L104 224V223H105V219H104V217H105V213H108V216H110L111 218L114 217V216H112L113 213L111 212V211L114 209V208L112 207V206H114V205H112V204H114V202H115L114 200H116L118 197H116V199H113L114 196H113V198H109V197H107L109 200L111 199V200L113 201V202L111 201V206L108 204V203H109V202H108L109 200L106 199V196H107L106 193H107V192H104V194H105V195H104V194L101 193V191H100V190H102V189H105V187H104V186H103V188H102V187H100V188L98 187V186L100 185L99 183H102V181L100 182V180H102V177H101V179L97 177V179L99 180V182H98V181H94L95 178L92 177V178H93L92 181H93L94 183H95V182H98V183H97L98 186H97L95 189L93 188V187H95V186H93L94 183L91 181V177H90V180H89V178L86 176V178H88V180L90 181V182H89L86 178H84L85 175L82 177L83 180L85 179V180H84V183H83V181H81L82 179L79 180L80 182H78V179H77V182H76V183H75L74 181H72L73 183H72V182H69V181H71V180H69V181L67 180V179H68V177H67V173H66V176H65V172H66L67 170L65 171V169H66V167H67L69 164H70V166H71V168H69L70 166L68 167L69 169H72V168L75 167L74 165H72V161H71L73 158L70 159L71 162H69V163L66 161V162H67L66 164H68L67 166H66V164L64 165V163H62L63 161L59 162V163H62V164H61V165H62L61 168L63 167L62 169H63V171H65L64 174L62 173L63 171L60 172L61 169L59 170V167H57V166H59V164H57V163H58L57 161H59V160L61 159V158H60V157H61L60 155H62V154H63L62 157L65 158V152H64V149H65L67 146H70V147H67V148L65 149L66 152L68 151V153H66V155L68 154V156H66V159H67V157L70 158V157H73V156H74V157H75V160H76V158L78 157V156H76V155H79L80 153H82L83 148H85L84 150H86L87 147L89 148V145H90L91 142L88 143V141L93 140L92 138H91V140L89 139V137H91L92 135H93V138H95V140H93L92 143L94 142L93 144H97V142H98V148H100V147L102 148L101 153H98V154H102V153L104 152L102 146L108 148V147H109V144H111V143H113V144H111V145H112L113 147L116 148L115 150H116V152H117L118 154H121L122 151L125 153L124 150H125V147H126V146L124 147L123 145H125L126 143L124 142L123 139L125 138V141H126L127 136L123 138V137H120L121 135H120V136L117 135V136H119L120 138H122L121 140H123V141L121 142V143H122V144H121V145H122L121 147H122L123 149L120 150V148H121V147L119 148V146H120V142H119V141H120V140H118V139H120V138H118V139L116 138V140H115L116 143H118V142H119V143H118V145L115 144V141H113L114 138H112V137H113V136L116 137V135L113 133V136H112V135H111L112 133H111V134H110V133H107V132L109 131L108 125H109L110 123H112V124H110V125H112V126L110 127V131L112 132V131L115 129V127H116L115 125H117V124H122L121 122H122L124 119H126V120L129 119V121H126V122H125V120L123 121V123L126 125L124 128H126V127H127V124H128V125H129V124H132L131 121H130V120H131L130 118H132V122H133L134 120H137V123H136V124L139 123V121H138V119H137V118H138V117H137L138 115H135V113L133 112L134 114L131 113V115H132V116L134 115V117H135L134 120H133V117H131V116L129 117V115L127 114V112H125V110H126L125 107H124L125 104L122 105V104H121V101H118V105H117V106H118L119 109H118L117 106L115 105V103H117V102H115V101H113V100H111V101H109V100H105V101H104V100H100V101L98 102L99 104L97 103V101H93V102L91 103V107H92V109H93L94 111H99V112H100L101 109L98 110V108H99V106H100V104H101V101H102V105H103V102L106 103L107 101H109L110 103H114V102H115L114 104H109V103H108V104H106V106L103 105L104 107H103L102 105H101V106H102L104 109L106 108V109H108V110L111 108V106H115L117 109H116L115 107H114L115 109H114V108H111V109H110L111 112H112V110H114V111L112 112V113L114 114V113L118 110L119 113L121 112V113H122V116H123V115H124V116H123V118H122L121 115L117 112V114H119L120 118L117 116V114H114L115 117H112L113 115H112V114H111V115H110V114H107L106 112H107L108 110L105 109L106 111H105V112L102 111V112H103V114L106 113V114L109 116V120H110V121H109V120L107 121L108 116H106V120L103 119L102 116H100L101 119H99V120H100V122H102V119H103V120H105V122H107V123L110 122V123L107 124V127H106V128H105V126L103 125V127L105 128V129H104L103 127L101 128L103 122H102V124H101L99 121H97L96 117H94V116H93V117H94V119H95V122L93 121V119L90 118L89 115H91V114H92V115H93V114H96L95 116H97V117L99 116V115H98V112H95V113H94V112H92V109L90 108L91 113H89L88 117H84V116H82V118L79 117V118L81 119V120H79V121H82V123H83V121H85V120L87 119L86 122L83 123V124H84V125H83V126H84V129H85V130H84V135H83V133H81V132H80L81 134L79 135V130H78V133H77V131H75L76 129L73 130V129H74L73 126H74V124H75L74 121L77 122L78 119H79V118L77 119V117L80 116V115L77 114V112H75V117H76L77 115H78V116L76 117L77 120H74L75 117H74V118L71 117V114H64V113H61V112H60V111H61V108H62L67 102H65V104L62 105L64 101H59V103H56V105H55V104L53 105V103L56 102V101H52V104L49 103V101H48L49 105L51 104V107H50V106L48 105V103L45 102V101L40 102V103H36V102H35V104H33L32 101L29 100V101H30V105H38V104H39V106H42V104H46V105H43L42 107L45 106L44 108L50 110L49 112H46L47 114H46V113H45V114H44V113H43V114H40V115H39L40 117H39L38 115H34V116L32 115V116H30V117H32V118H29V116H27V113H28V115H31V112H30V111L27 112L26 110H30V107H31V106H28ZM2 102H4V101L2 100ZM2 102H1V103H2ZM8 102H9V103H8ZM18 102H19V101H18ZM18 102H16V103H18ZM44 102H45V103H44ZM50 102H51V101H50ZM60 102H61V103H60ZM95 102H96L97 105H99V106H97ZM19 103H20V102H19ZM26 103H27V104H26ZM70 103H71V102H70ZM77 103H78V102H76V103L74 104V102H72L71 104H73V105H74V106H73V105H69V102H68L66 105H67L68 107H71L72 109H73L75 106H76V108H77V106H78L77 109H79V107H80V105H82V103H81V104H79V103L77 104ZM122 103H123V102H122ZM14 104H15V102H14ZM58 104L60 105V106H59L60 109L58 108ZM120 104H121V106H120ZM183 104H184V103H183ZM183 104H182V105H183ZM191 104H192V103H191ZM18 105H19V104H18ZM23 105H24V106L26 105L27 107L25 106V107L23 108ZM66 105H65V106H66ZM83 105H85V104L83 103ZM95 105H96L98 108H95ZM109 105H110V107H109ZM0 106H1V105H0ZM4 106H3L2 108L0 107L3 111L5 110V109H4ZM14 106H15V105H14ZM16 106H17V105H16ZM47 106H48L49 108H47ZM55 106H57V107H55ZM65 106H64V107H65ZM67 106H66V107H67ZM89 106H90V105H89ZM9 107H10V108H9V113H12V112H10V110H11V106H9ZM52 107L54 108V110H53L54 112L52 111V109H53ZM82 107H83V106H82ZM82 107H80V110H82V109H81ZM25 108H26V109H25ZM27 108H28V109H27ZM50 108H51V109H50ZM55 108H56V110H55ZM100 108H101V107H100ZM103 108H102V110H104ZM123 108H124V111H123ZM23 109H24V110H23ZM46 109H45V110H46ZM57 109H58V110H57ZM75 110H76V109H75ZM75 110H74V111H75ZM115 110H116V111H115ZM0 111H1V110H0ZM56 111H57V113H59V112H60V113H59V114H56V113H55ZM5 112H6V111H5ZM7 112H8V110H7ZM7 112H6V114H7ZM23 112H24V113L27 112L26 115H25ZM52 112H53L54 114H53ZM111 112L109 111V113H111ZM123 112H124V113H123ZM164 112L167 113L166 110H165ZM0 113H1V112H0ZM48 113H49V114H48ZM51 113H52L53 115H52ZM170 113H171V112H170ZM186 113H187V114H186ZM186 113H185V112H184V114L181 113V114H182V115H181L182 117L180 116V117L177 118V119L181 118V119H179L180 122L183 120L182 123H183V125H184L185 128L190 126V124H189L188 122L190 121V118H191V116H190V113H191V112H190V113L186 112ZM12 114H13V113H12ZM55 114H56V115H55ZM62 114H64L65 117L67 116L68 118H65L64 116L60 117V123L63 124V123H64L63 120H67V119H69L70 122H71V124H69V125L66 124V126H69L68 129H70V128H72V129H70V130H68V131L66 132L67 129H64V128H67V127H65V125H64V126L62 125L64 128H62V126H60V127H61L62 130L64 129L63 131H61V132H59L60 130H59V131H56L57 134H56V133H53V132H50L49 134L52 133L54 136H53V135H50V136H49L48 132H49L50 128H52L51 131H54L53 127L56 128V127H55L56 125L54 126L53 123L51 124V122H53L54 120L57 121L59 118L57 119L56 116H58V115L60 116V115H62ZM76 114H77V115H76ZM106 114H104V116H105ZM188 114H189L190 117H188ZM192 114L194 115L195 119H197V118H196V113L194 114V112H193V113H191V115H192ZM0 115H1V114H0ZM41 115H42L43 117H42ZM45 115H46V116H45ZM92 115H91V116H92ZM100 115H101V112H100ZM127 115H128V116H127ZM176 115H178V114H176ZM179 115H180V113H179ZM184 115L187 116V117L189 118V119H187L188 122H186L185 119H186L187 117H184ZM4 116H5V114L3 115V118H4ZM6 116H7V115H6ZM6 116H5V117H6ZM14 116H15V115H14ZM47 116H48V117H47ZM51 116H53V117H51ZM54 116H55V117H54ZM72 116H74V114H73ZM104 116H103V117H104ZM125 116H126V117H129V118H125ZM140 116H141V115H139V117H140ZM34 117H35V119H33ZM110 117H111L112 119H111ZM116 117H117V118H116ZM136 117H137V118H136ZM194 117H193V118H194ZM1 118H2V117H1ZM18 118H19V117H18ZM48 118H49V119H48ZM51 118H52L53 120H51ZM54 118H55V119H54ZM85 118H86V119H85ZM88 118H90V119H88ZM115 118H116L120 123L117 122V124H116L115 122H113V121H114L113 119H115ZM121 118H122V119H121ZM193 118H191L192 121H190V123H191V125H192V124H193V125H196V120H195V123H192V122H194V121H193ZM6 119H7V118H5V119H3V120L5 121ZM36 119H37V120H36ZM39 119H41L42 121L39 120ZM46 119H47V121H46ZM61 119H62V120H61ZM84 119H85V120H84ZM116 119H115V121H116ZM0 120H2V119H0ZM16 120H17V119H16ZM18 120L21 121L20 119H18ZM44 120H45V122H46L47 124L44 123ZM69 120H68V122H69ZM73 120H74V121H73ZM88 120H90V121H88ZM91 120H92L94 123H97V124H98V122L100 123V125H97V126H100V128H101V130L99 129L100 131L96 130V124L93 125V123H91V122H92ZM111 120H113V121H111ZM48 121H49V122H48ZM61 121H62L63 123H62ZM79 121H78V123L81 124ZM87 121L89 122V124L87 123ZM140 121H141V117H140ZM142 121H143V120H142ZM144 121H145V119H144ZM197 121H199V119H198ZM0 122L2 123V121H0ZM6 122H7V121H6ZM8 122L10 123L11 121L8 119ZM16 122H17V121H16ZM34 122H35V123H34ZM38 122H40V123H38ZM65 122H67V121H65ZM127 122H128V123H127ZM129 122H130V123H129ZM135 122H136V121H135ZM177 122L179 123V121H177ZM185 122L188 123L189 126H187L188 124L186 125ZM242 122H244V121H242ZM22 123H23V121H22ZM55 123H57V122H54V124H55ZM78 123H76V124H78ZM113 123H114L115 125H114ZM126 123H127V124H126ZM245 123H246V121H245L243 124H245ZM4 124H5V123H4ZM4 124H3V126H4ZM14 124L17 126V129H15V130H14V128H15V127H14V126H15ZM20 124H21V125H20ZM29 124H30L31 126H30ZM35 124L38 126L39 129H42L43 131L40 132V130H39V131H37V134H36V133H35L36 131H32V130H30V127H31L32 129H33V126H34V127H37ZM41 124H42L43 126H42ZM49 124H51V125H49ZM64 124H65V123H64ZM86 124H88V126L91 125V127H92V125H93V127H92L93 129H91V127H89L88 129H90V131H91V130H94V134H91L90 132H89V134H87V132H88L89 130L87 129V132H86V128H87V125H86ZM105 124H106V123H105ZM124 124H123L122 126H124ZM46 125H49V127H47ZM71 125H73V126H71ZM85 125H86V128H85ZM110 125H109V126H110ZM113 125H114L115 127H114V129L112 130L111 128L113 127ZM183 125L181 124V126H183ZM247 125H248V124H247ZM18 126H19V127H18ZM28 126H29V127H28ZM50 126H51V127H50ZM52 126H53V127H52ZM75 126H77V125H75ZM75 126H74V127H75ZM6 127H7V126H6ZM13 127H14V128H13ZM46 127L49 128L48 131H46V130H47ZM57 127L60 129L59 124L57 125ZM80 127L83 128L82 126H80ZM80 127H79V128H80ZM118 127L121 128L120 125H119ZM118 127H116V128H118ZM190 127H193V126H190ZM23 128H25V130H27L29 133H30V131H32L34 136H33L32 134L30 135L29 133L26 134L25 137L22 136V134L25 135V132H27V131L23 132V130H22ZM98 128H99V127H97V129H98ZM107 128H108V129H107ZM35 129H36V128H35ZM35 129H34V130H35ZM103 129H104L105 132H106V133H104V134H103V132H104ZM106 129H107V130H106ZM188 129H189V128H188ZM188 129H184V130H183L184 133H185V135L183 136V137H184L183 139L180 138V137L182 136V133L179 134L180 137L177 135V137L180 138V141H181V140L184 141L186 137H189L188 140H186V141L188 142V141L190 140L191 136H194V133H193V135H192L191 130H189V132H190L189 134H190V135L188 134V135L186 136V134L188 133V131H187ZM241 129H242V127H241ZM12 130H13V131H12ZM37 130H38V129H37ZM56 130H58V129H56ZM72 130H73V131H72ZM95 130H96V133H95ZM117 130H119V129H117ZM121 130H122V129H121ZM185 130H186V131H185ZM16 131H17V132H16ZM18 131H20V132H18ZM69 131H70V133H69ZM97 131H98V132H97ZM115 131H116V130H115ZM199 131H200V129H199ZM243 131H245V130H243ZM243 131L240 130V131H238V132H243ZM5 132H4V133H5ZM22 132H23V133H22ZM38 132H40L41 135H40V133L38 134ZM43 132H44V133L46 132V133H45V134H46L45 136H44V133H43ZM71 132H73V137H74V134H77V137H76V136H75V137H76V139L79 141L78 143H81V142H82L81 147H82L83 142H84L83 140L85 139V137H87V139H85V142H86V140H87V143H84L85 145H83V148H82V149H81V147L79 148L80 151L76 149L77 152H76L75 155H73V154L75 153V149H74V148H78V146H77V144H76L77 140H75V142H72V141H74L75 138H72V136H70V135H71ZM74 132H75V133H74ZM85 132H86V133H85ZM91 132H92V131H91ZM100 132L104 135V138H106V135H109V136H107V137H108V140H107V138H106L107 141L104 140V138L102 137V135H101ZM120 132L122 133V131H120ZM19 133H20V134H19ZM61 133L66 134L65 137H64V134H63V137H64L65 139H62V141L59 140V142H58V141H55L56 139L58 140V138L62 135ZM98 133H100L99 135H101V137H102V138H101V137H100V138L103 139V141H105L104 144H105L106 142L108 143V141H110V140H112L113 142L111 141V142H109L108 144L106 143V144L108 145V146H107V145H104V144H103V141H102V140L99 141L100 138L96 141V137H97V138L99 137V136H98ZM116 133H117V131H116ZM123 133H124V132H123ZM123 133H122V135H123ZM0 134H1V133H0ZM35 134L38 135V137H40L39 142L42 141V138H43V136H44V139H45V140L43 139V142H44V141H45V142H44V143L42 142L41 144H44L47 148H43V149H42V147H44V146L41 147V144L38 142V140H37L38 138H36L37 136H36ZM59 134H60V135H59ZM67 134H68V135H67ZM69 134H70V135H69ZM85 134H86L87 136H85ZM90 134H91V135H90ZM95 134H96L97 136H94ZM117 134H119V132H118ZM125 134H126V133H125ZM239 134H240V133H239ZM242 134H243V133H242ZM242 134H240V135H238V136H241ZM2 135L4 136V134H2ZM42 135H43V136H42ZM78 135H79V139L82 137L81 135H83V137H84L83 140H79V139H78ZM88 135H89V136H88ZM243 135H244V134H243ZM0 136H1V135H0ZM3 136H2V138H3ZM21 136H22V137H21ZM28 136H30V137L33 136V142H32V143H35V142L37 141V144H38V145H35V144L33 145L31 142H29L31 139H30V137L28 138ZM46 136H47V138H45ZM67 136H69V138H67ZM185 136H186V137H185ZM244 136H245V135H244ZM26 137L29 139V141H27L28 139H27ZM41 137H42V138H41ZM63 137L61 136L60 138H63ZM70 137L72 138V140L70 139ZM110 137H111V138H110ZM235 137H236V136H235ZM246 137H247V136H246ZM246 137H245V138H246ZM20 138H21V139H20ZM22 138H23V139H22ZM25 138H26V139H25ZM49 138H50V139H49ZM51 138H52V139H53V138H56V139H53V141H54L53 144L55 143V145H58V147L55 146V145H54V146L57 147L58 151H60V152H56V151H54V152L57 153V154H60L62 150H63L62 152H64V153H61L60 155H58V156H59V160H57V159H58V156H57V155H56V156H57L56 158H55V157H52V158H53V159L51 158L52 160L49 159L52 155H54L53 152H52V153L50 152V151L54 150V148H53L54 146L51 147V146H50L51 144H49V143H51ZM109 138H110V140H109ZM175 138H176V137H175ZM178 138H177V141L175 140L176 142H178ZM237 138H239V137H237ZM241 138H242V139H241L242 141L239 139V140L241 141V143H244V144H245L246 142H248V141H246V142L243 141V139H244L243 137H241ZM13 139H14V140H13ZM47 139L50 140V141H48ZM81 139H82V138H81ZM191 139H192V138H191ZM1 140H2V139H1ZM9 140H10L11 142H10ZM17 140H21V143H20L19 141H17ZM23 140H24V142H22ZM25 140H26V141H25ZM35 140H36V141H35ZM46 140H47V141H46ZM63 140H66V141H67V140H70V141H68L67 143L69 144V142H71V143H75V145H74V146H73V144L66 145L67 143H66L65 141H63ZM117 140H118V141H117ZM235 140H236V138H235ZM235 140H234V141H235ZM244 140H245V139H244ZM31 141H32V140H31ZM34 141H35V142H34ZM80 141H81V142H80ZM95 141H96V142H95ZM101 141H102V142H101ZM180 141H179V142H180ZM240 141H239V142H240ZM1 142H2V141H1ZM1 142H0V143H1ZM18 142L21 144V146H20V144H19ZM25 142H27L28 145L31 144V148H32V147H35V148H32V149H31V152H32V150H34L33 152L37 153L38 151H36V150H37V149L39 150V146H40L41 149H42V150L40 149L39 153H40L41 151L43 152V150L46 149V151H44V152H46L45 154H46L47 157H49V158L47 159V157H46L45 155H43L44 152H43L42 154H39V155H43L46 159L44 160V158H43L42 156H40V158L43 159L44 161H47V160H48V161H54L53 164H50L51 162H50V163L48 162L51 166H50V165L47 166V163H44V161H39L38 158L34 157L35 154H33V152H32L33 156L30 155L31 152L28 150V149H30V147H28V145L26 146V145H25V144H26ZM47 142H48V144L46 145ZM57 142H58V143H60V142H61V143H62V142H65L66 144H65V143L61 144V143H60V144H61L62 146H64L65 148L62 147V150H59V149H60V145L57 144ZM100 142H101V143H100ZM236 142H237V140H236L234 143L236 144ZM2 143H3V142H2ZM6 143H7V142H6ZM10 143H11V144H10ZM24 143H25V144H24ZM92 143H91V145L94 146L93 148L96 149L97 146L95 147V145H93ZM234 143H233V144H234ZM237 143H238V142H237ZM241 143H240L239 145L236 144L235 147H234V149H235L237 146H240V147H241V146L244 145V144L242 145ZM4 144H5V143H4ZM16 144H18L21 148H20L19 146H18V147H19V148H18ZM39 144H40V145H39ZM99 144L102 145V146H100ZM247 144H248V143H247ZM2 145H3V144H2ZM65 145H66V146H65ZM78 145H79V144H78ZM86 145H87V146H86ZM91 145H90V148L87 149L88 151H90V149H91ZM115 145L118 146V148H117ZM0 146H1V145H0ZM23 146H24V148H23ZM29 146H30V145H29ZM49 146H50L51 149H52V150H50V151H49ZM79 146H80V145H79ZM84 146H86V147H84ZM246 146H247V145H244V148H245V149H246ZM26 147H28V149H26ZM71 147H72V148H71ZM113 147H112V149H113ZM240 147H239V148H240ZM36 148H37V149H36ZM70 148H71V149H74L73 152H71L72 150L70 151V152L73 153V154H71V153L69 152V149H70ZM107 148H106V150H107ZM242 148H243V147H242ZM242 148H240L241 151H242V150L244 151V149H242ZM14 149H15V150H14ZM16 149H17V150H16ZM23 149H24V151H23ZM47 149H48V151H47ZM57 149L55 148V150H57ZM67 149H68V150H67ZM110 149H111V146H110ZM110 149L108 150L109 153H110ZM112 149H111V150H112ZM234 149H233V152H235V150H236V149H235V150H234ZM21 150H22V151H21ZM25 150H28L29 153H28L27 151L25 152ZM84 150H83V151H84ZM92 150H93V149H92ZM92 150H91V152L93 153L94 150H93V151H92ZM100 150H101V149H100ZM100 150L98 151V149H97L98 152H100ZM104 150H105V149H104ZM106 150H105V151H106ZM117 150H118V151H117ZM119 150H120L121 152H119ZM246 150H247V149H246ZM246 150H245V151H246ZM19 151H21V153H23V152H25V153L20 154ZM88 151H87V152L85 151V152L88 153V155H89L90 152H88ZM108 151H106V153L104 154L105 156L102 157V158L105 159V158H106V155H107V154L109 155V153H107ZM113 151H114V150H112V152H113ZM238 151L241 152L240 150H238ZM238 151L236 152L238 155H236V153H235V155H236V160H237V156H238V159H239V155H240V157H241V155H245V153H246V152L244 151L243 154H239ZM243 151H242V152H243ZM0 152H1V151H0ZM14 152H15V153H14ZM17 152L19 153V155H17V154H18ZM47 152H49L51 156H48L49 153H47ZM85 152H84V153H85ZM95 152H96V150H95ZM95 152H94V153H95ZM112 152H111V153H112ZM123 152H122V154H123ZM69 153H70V156H69ZM84 153H82V155H83ZM86 153H85V154H86ZM92 153L90 154V157H89L90 159H91ZM111 153H110V154H111ZM114 153H115V151L113 152V154H114ZM117 153H116V154H117ZM24 154H25V155H24ZM26 154H27V155H26ZM37 154H38V153H37ZM85 154H84V155H85ZM98 154H96V158H98V157H97ZM113 154H111V157L108 156L109 158L112 159V160L110 159V162H112V165L114 164L115 160H117L118 162L121 160L119 163L117 162V164H120V163L123 162L122 159H123V156H124L125 154L122 155V156L120 155L122 158H121L120 156H119V157L116 156V154H115V157H114ZM118 154H117V155H118ZM232 154H234V153H232ZM0 155H1V154H0ZM20 155H21V156H20ZM23 155H24V157H23ZM86 155H87V154H86ZM94 155H95V154H94ZM1 156H2V155H1ZM1 156H0V158H1ZM11 156H12V157H11ZM25 156H26V157H29V159L31 158V159H30V162L32 163V165H34V166L36 165L35 168L38 167L39 170H38V168H37L36 170H33L34 172H32V169H35V168H34L33 166H31V167H33V168L29 167V164L31 165V163L28 162V160H27V162H28V163H27L28 167H27V165H26V160H24V159H26ZM54 156H55V155H54ZM79 156L81 157V155H79ZM102 156H103V155H102ZM228 156H229V155H228ZM230 156H231V155H230ZM16 157H18V158H16ZM20 157H22V158H24V159L21 158V160H20ZM82 157H84V158L86 159V163H87V164L90 163V161L88 160V158H86L87 156H82ZM93 157H94V156H93ZM100 157H101V156H100ZM222 157H223V156H222ZM225 157H227V156H225ZM10 158H11V162H10ZM15 158H16V160L18 159L19 161H21V163L19 162V163H20V164H19L18 161L15 160ZM32 158H33V159L36 158L35 161H37V159H38L37 162L34 161V162L37 163L38 165H37V164H34V162L32 161V160H33ZM63 158H62V159H63ZM69 158H68V159H69ZM94 158H95V157H94ZM102 158H101V159H102ZM116 158H117V159H116ZM124 158H126V156H124ZM229 158H230V157H229ZM229 158H228V160H229V164H231V166L233 165V166H232L233 168L235 167V169H237V170L240 171L241 168L238 169V168H236V167H241V164H242V163H241L240 165H238V166H237V164H239V163L242 161V159H243L244 157H243V158L241 157V158H240L241 161L238 160V161H240V162H238V163H233L235 160L232 162V161H231V158H230V159H229ZM245 158H247L246 160L248 161V162H247V163H248V164H247L248 167H247V168H246V167H243V168H242L243 171H244V169L246 170V169L249 168V155L247 154V157L245 156ZM6 159H7V161L10 162V163L5 162ZM41 159H40V160H41ZM68 159H67V160H68ZM79 159H81V158H79ZM114 159H115V160H114ZM233 159H234V158H233ZM233 159H232V160H233ZM4 160H5V161H4ZM22 160H23V161H22ZM56 160H57V161H56ZM63 160H64V162H65V159H63ZM96 160H97V159H96ZM98 160H99V159H98ZM107 160H108V159H107ZM107 160H106V162L108 163L109 161H107ZM113 160H114V162H113ZM123 160H124L123 163L126 165L125 159H123ZM225 160H226V161H225ZM225 160H221V161H223L222 163H224V161L227 162V159H226V158H225ZM243 160H244V159H243ZM24 161H25L24 164H25L26 166L23 164V166H25V167L23 168V167H22V163H23ZM55 161H56L57 163H56ZM84 161H85V160H84ZM93 161H94V160L92 159V162H93ZM221 161H220V162H221ZM16 162H17V163H16ZM42 162H43V163H42ZM80 162L82 163L81 160H76V161H75L76 166H78L77 164L80 163ZM92 162H91V163H92ZM98 162H100V161H98ZM106 162H104V161L102 160V162H101L100 164L105 163V164L107 165ZM110 162H109V163H110ZM235 162H237V161H235ZM244 162H246V161H244ZM39 163H40V166H39ZM109 163H108V164H109ZM6 164H7V165L9 164V165H8V166H9L8 168L5 167ZM16 164H17V165H16ZM18 164H19V166L21 165V167L24 169L25 172L28 171L29 173H26V175H24V174H25L24 171L22 172L23 169H21V168L18 166ZM41 164H42V165L44 164V166H42ZM45 164H46V165H45ZM56 164H57V166H55ZM73 164H74V162H73ZM82 164H85V163L83 162ZM82 164H79V165H80L79 167H82ZM100 164L98 163L97 165H100ZM117 164L115 163L113 166H112L111 164H109L106 168L108 169L110 165H111L112 167H114L115 165L118 166ZM227 164H228V163H227ZM234 164H235V165H234ZM88 165H89V164H88ZM88 165H87V166H88ZM120 165H121V164H120ZM243 165H246V164H243ZM243 165H242V166H243ZM49 166H50V167H49ZM65 166H66V167H65ZM73 166H74V167H73ZM87 166H85L86 169H87ZM89 166H90V168H89V167H88V168L90 169V171H89V169L86 170V171H89V172H91V171L93 170L92 168L97 167V166H95L94 164H92L93 167H91V164H90ZM94 166H95V167H94ZM102 166H103V170H107V169L104 167V164H103ZM222 166H223V164H222ZM224 166H228V165L225 164ZM26 167H27V168H26ZM41 167H43V172H42V170H41ZM64 167H65V168H64ZM98 167H99V166H98ZM98 167L96 168V171H97V169H99V171L101 170V167H99V168H98ZM122 167H123V168H122ZM232 167H230V168H232ZM1 168H0V170H1ZM4 168H5V169H4ZM13 168H15V169H14L15 171L13 170ZM16 168H17V169H16ZM25 168H26V169H25ZM50 168H51V169H50ZM57 168H58V169H57ZM77 168H78V167H77ZM118 168H120V170L122 169V173H121L120 171H119V173H120V174H124L123 169H124V168L126 169V166H124V165L122 164V166H121V167L119 166ZM19 169H20L21 171H20ZM27 169H28V170H27ZM30 169H31V171H30ZM56 169L58 170V172H57ZM69 169H68V170H69ZM82 169H83V168H82ZM91 169H92V170H91ZM112 169H113V168H112ZM114 169L116 170L117 167H116V168L114 167ZM114 169H113V170H114ZM125 169H124V171H126ZM16 170H17V171H16ZM44 170H46V171H44ZM50 170H51V171H50ZM53 170H54V171H53ZM73 170H74V173H76V167H75V169H73ZM73 170H71V173H72ZM77 170H78V169H77ZM80 170H81V169H80ZM94 170H95V169H94ZM94 170H93V171H94ZM103 170H101V172H100V173H102V174L98 173V171H97L96 173H97L98 175H100V176H101V175L104 176V179H105V178L108 177V176H106L107 174H105L106 171H105V172H102ZM110 170H111V169H110ZM115 170H114V171H115ZM117 170H119V169H117ZM233 170H234V169H233ZM233 170L230 169V171H229V170H228V171H229V172H232ZM13 171H14V172H13ZM18 171H20V172H18ZM93 171L91 172V174L93 173ZM107 171H109V169H108ZM224 171H226V170H224ZM228 171H227V172H228ZM239 171H237V173L240 175V178H239V179L241 180L242 177L245 176V180H244V182H245V181H248V183H247V185H248L249 182H250V180L247 179L246 176L249 175L248 173H249L250 170H249V171L246 170L245 172L248 171V173H245L244 176H242V175H243V172H240V173H241V174H240ZM31 172H32V173H31ZM35 172L38 173V174H36ZM50 172L52 173V175H50V177H49L48 174H51ZM54 172H55V176H59L60 178H61V176L63 175V176H62L63 179L60 180L59 177H55L56 179H53L52 177H53V173H54ZM56 172H57L58 174H57ZM67 172H68V171H67ZM80 172H82L81 174L83 175L84 172H83V171H80ZM15 173H16V174H15ZM19 173H20V175H21V173H23L22 176H23V175L25 176V177H23V178L21 177L22 179L20 178L21 180L19 181V177H20V175H18L19 177H18V180H17V184H18V183H19V184L16 185V183H15L14 181H11V182H10L11 177L13 178L14 174H15V176H17V174H19ZM39 173H40V174H39ZM44 173H45V174H44ZM46 173H47V174H46ZM68 173H69V172H68ZM77 173L79 174V172H77ZM77 173H76V175H77ZM94 173H95V171H94ZM94 173L92 174V176H98L96 173H95V174H94ZM110 173H111V176H112V171H110ZM116 173H117V175H118V171H116L115 174H116ZM35 174H36V175H35ZM59 174H62V175H59ZM85 174H86V175L89 174V176H90V173H87V172H86ZM104 174H105V175H104ZM108 174H109V173H108ZM120 174H119L118 178L120 177ZM225 174H226L227 179H230L233 183L236 182V180L233 181L234 178H235V179L238 178V177H237L238 175H237L236 173H235V174H236L237 176L235 175L234 177H233V175H231L232 177L229 176L231 173H230V174H229V173H225ZM228 174H229V175H228ZM232 174H233V172H232ZM246 174H247V175H246ZM2 175H3V174H2ZM32 175H33V176H32ZM68 175H72V177L74 178V175H75V174H70V173H69ZM82 175H81V176H82ZM125 175H126V174H124V175H122V176L124 177ZM0 176H1V174H0ZM78 176L81 178L80 175H78ZM78 176H77V178H78ZM100 176H99V177H100ZM105 176H106V177H105ZM114 176H115V175H114ZM114 176H113V178H116V177H117V176H115V177H114ZM122 176H121V177H122ZM241 176H242V177H241ZM34 177H35V178H34ZM64 177H66V178H64ZM69 177H71V176H69ZM72 177H71V178H72ZM236 177H237V178H236ZM14 178H15V177H14ZM14 178H13L12 180H15ZM57 178L59 179V181H58ZM73 178H72V180H73ZM110 178H112V177H110V174H109V178H108V179L111 181L112 179H110ZM118 178H117V179H113V180H114L113 182H115V184H114V183H113V184H112V183H109V186H111V185H117V187L119 186L118 188H120V187L122 186L121 183H122L123 181L126 180V182H127V179H126V178H125V180H123L124 178H122V179L119 178V179H121V182L119 183V181H117V182H118V183H117L116 180H119ZM248 178H249V177H248ZM16 179H17V177H16ZM34 179H35V180H34ZM69 179H70V178H69ZM74 179H76V176H75ZM108 179H107V180H108ZM232 179H233V180H232ZM1 180H2V177H1L0 181H1ZM240 180H237L238 182H236L238 185L240 184L239 182H242L243 179H242L241 181H240ZM29 181H31V182H29ZM35 181H36V183H35ZM63 181H68V182H67V183H64ZM85 181H86V182L88 181V184H86ZM12 182H13V183H12ZM28 182H29V183H28ZM61 182H62V183H61ZM91 182H92V183H91ZM104 182H105V181H104ZM106 182H109V181H106ZM31 183H32V185H31ZM172 183H173V182H171V184H172ZM245 183H246V182H245ZM245 183H244V184H245ZM27 184H28V185H27ZM91 184H92V185H91ZM95 184H96V183H95ZM103 184H104V183H103ZM119 184H120L121 186H120ZM124 184H125V183H124ZM169 184H170V182L168 183V186L165 185V189L169 191L170 188H172V190L174 189L173 192H175V193L172 192L173 195L170 196V199H171V197H173V198H172V199H173L172 207H173L174 210H176V209H179V206H180V209H181V207L185 205V203H184V205H182V204H183V189L180 187V185H178V187H180L182 190L179 189V188L177 187L176 184H175L176 187H175V186H174V187L171 186V187L169 188ZM173 184H174V183H173ZM173 184H172V185H173ZM242 184H243V183H242ZM242 184H241V185H242ZM244 184H243V186L241 187V189L244 187V191H245V190H246V191L244 192L243 189L240 190V191H241V192L243 191L244 194H245V193L247 194V193H249V189H250L249 187H250V185L247 186L248 189H246V188H245L246 184H245V185H244ZM26 185H27V186H26ZM30 185H31V187H30ZM86 185H87V186H86ZM89 185H90V187H91V186H93V187H92V188H88ZM235 185H236V184H235ZM241 185H240V186H241ZM61 186H62V188H61ZM106 186H107V185H106ZM124 186H127V183H126V185H124ZM124 186H122V187L124 188ZM240 186H238V188H239ZM27 187L30 188V189H28ZM63 187H66V189H65V188L63 189ZM78 187H81V188H78ZM83 187H84V188H83ZM86 187L90 190V192H92V191H91L92 189H94V190L98 189V193H97V191H95V192L93 191L94 194H93L92 196H89L88 193H90V192H88L89 190H88ZM111 187H112V186H111ZM23 188H24V190H23ZM76 188H78V189H76ZM82 188H83V189H82ZM101 188H102V189H101ZM107 188H108V187H107ZM107 188H106V190H107ZM114 188H115V187H114ZM126 188H127V187H126ZM126 188H125L124 190H123L122 188H120L123 192H122V191L120 192V191H119L120 189H117V190L114 189L116 193H117V191H118V193H119V194H116V195H117V196H118V195L121 196V194L123 193V196H122V197L124 198V195H125V194H128V193H125V194H124V191L127 190ZM175 188H178L180 191H179L178 189L175 190ZM19 189H20V191L22 190V192L19 191V193H18L17 190H19ZM109 189H110V187H109ZM32 190H33V191H32ZM87 190H88V191H87ZM111 190H113V189H111ZM111 190H110V191H111ZM172 190H170V191H172ZM247 190H248V192H247ZM99 191H100V192H99ZM108 191H109V190H108ZM170 191H169V193H170ZM5 192H6V193H5ZM115 192H114V193H115ZM125 192H127V191H125ZM236 192H237V189H236ZM236 192H235V194H236ZM238 192H239V191H238ZM9 193H10V194H9ZM32 193H33V195H32ZM96 193H97L98 195H100V196L102 195L103 199H104L105 201L107 200L108 203H107V204H105V203L102 204V203H101L102 205H101V204H97V202L99 201V200H98V197H99V196H98V195L95 196ZM120 193H121V194H120ZM17 194H18V195H17ZM24 194H25V195L28 194L29 197H25ZM39 194H41V195L38 196ZM90 194H91V193H90ZM111 194H112V192H111ZM111 194H110V196H111ZM170 194H171V193H170ZM237 194H238V193H237ZM244 194H242V196H243ZM9 195L11 196V198L8 199ZM19 195H20V196H19ZM30 195H31V196H30ZM112 195H114V194H112ZM116 195H115V196H116ZM231 195L234 197L233 194H231ZM18 196H19L20 198H21V197H24L26 201H24L23 198L20 199ZM32 196H33V197H32ZM37 196H38V197H37ZM120 196H119V198H120ZM140 196H141V195H140ZM142 196H143V197H141V199L143 198V199L141 200V204H142V205H144V206H145V205H150V204L153 205L152 201H151L147 196H146L147 199L144 197V195H142ZM238 196H239V197H237V199L240 201L239 204L242 203L243 206H244V205H247V206H248V204H245V202H244V204H243V202L241 201V199H243V198L245 199L246 197H249V194H248V196L245 195L246 197H245V196H243V197L241 196V197H240V195H238ZM31 197H32V198H31ZM89 197H90V198H93V199H91L92 201H93L94 199H95V200H98L97 202L94 201V202H95L94 205H96V206L99 205V208H101V207L105 208V207H106V208L108 209L109 207H110V208L112 207L113 209H112V208H111V210L108 209V211L110 210V212H108L106 209H104L103 212H105V210H106V212H105L102 216H100V215H101L103 212H101V211H97V210H96L98 207H96L95 210H96L98 213L100 212L101 214H98V213L95 212V211H94V212L97 213V214H96L97 216H93V213H94V212H93V213L91 212V214H84L83 211H84L85 209H87V208H85V209H83V208H84L86 205H90V204L92 203V201L90 202V198H89ZM111 197H112V196H111ZM122 197H121V198H122ZM125 197L127 198L128 195L125 196ZM233 197H231V198H233ZM26 198H27V199H26ZM34 198H35V199H34ZM88 198H89V201H88ZM100 198H101V197H99V199H100ZM121 198H120V199H121ZM240 198H241V199H240ZM17 199H20V200H19L20 203H19V202H18V203L15 202V200L17 201ZM148 199H149L150 201H149ZM172 199H171V202H172ZM244 199H243V200H244ZM246 199H248V198H246ZM2 200L0 201V210H1V211H2V209H3V208L1 209V207H3V206H1V205H4V208H6L5 205L7 204L6 201L3 203ZM28 200H30V201H32V202H31V203H27ZM36 200H37V201H36ZM121 200H122V199H121ZM126 200H127V201H125V203L127 202L126 204L128 205V198H127ZM180 200H181V202H180ZM238 200H236L237 202H235V204H236V203L238 204ZM23 201H24L25 203H24ZM39 201H40V202H39ZM100 201H103V200L101 199ZM105 201H104V202H105ZM118 201H119V199L117 200V202H118ZM148 201L150 202V204H149V203H146V202H148ZM234 201H235V200H234ZM244 201H245V200H244ZM1 202H2V204H1ZM37 202H38V203H37ZM84 202H85V203H84ZM94 202H93V203H94ZM232 202H233V201H232ZM5 203H6V204H5ZM8 203H9V202H8ZM11 203H10V206H9V207H12V206H13V205H11ZM75 203L78 204V206H79V204H80V205L82 204V206L78 207V208L81 209V210L83 209L82 211L80 210L81 212H83V215L79 214V215H80V216L78 215L79 218H77L76 215H75V213H77V212H74V213L72 212V210L75 211V210H76L75 208H77V207L74 205V208L72 209V207H71L72 205H71V206H68V204L70 205V204H75ZM89 203H90V204H89ZM115 203H116V202H115ZM121 203H122V206H123V207L126 206V205L124 206V202L121 201ZM181 203H182V204H181ZM246 203H248V202L246 201ZM26 204H28L29 206H31V205L34 204V206L37 205V207H39V208H37L36 206H35V207L33 206L34 208L32 207V213H31V209H30V211H29V208H30V207L28 208ZM119 204H120V203H119ZM119 204H117V206H118ZM180 204H181L182 206H181ZM237 204H236V206H237V209H238V210L240 209V206H241V208H243V209H240V211H239V213L241 212V213H240V216H242L241 214H243V216H242V217H239V213H238V214H235V215L237 216L238 219L240 218V219H239V220H240V223H239V220H237L238 223H239V224H242V221H243V225H242V226L240 225V226L238 227V226H237L238 223H236L237 221H236V222L234 221V222H235V225H236L238 228L241 227V229H242V227H243V229H244V228L247 229L246 227L249 226V225H248V224H249V223H248L249 221L247 220L248 215H249V214H247V213H249V211H248V210H249V208H248L249 206H248V207L245 206V207H247L246 209H248V210L246 211V209H245V211H246L247 213H243L245 207H242V205H239V204L237 205ZM91 205H92V204H91ZM91 205H90V206H91ZM94 205H93V209H94ZM105 205H109V207H108V206H105ZM90 206H88V208H89ZM117 206L115 207V209H114L113 211L116 210L115 212H117V211L119 210V206H118V207H117ZM120 206H121V205H120ZM122 206H121V208H122ZM47 207H48V208H47ZM65 207H66V210H67L69 207H71L72 210L69 211V213H71V215H70L69 213H66V211H63V210H65V209H64ZM81 207H83V208H81ZM126 207H127V206H126ZM128 207H129V206H128ZM128 207H127L128 212H127V209H126V208H125L126 211H125L124 209H122V212H123L124 215L122 214V216H121V215H120V216H121L122 219H123V218L125 217V214H127L128 216L126 215L127 217H125V218H128V219H130V220H128V219H126V220L123 219L124 222H123V220H122L123 223H122V222L120 223V228L122 227V228L120 229V232L118 233V231H116V232L118 233L117 236H113V234H116V233H112V236L115 237V238H120V240H119V244L121 243L120 241H123V242H122L123 244L120 245V246L118 247V250H119V251L122 250V251L125 252V253H126V252H127V253H128V252H129V253H131V252L133 253V251H134L135 249H137V245H138V244H136V243H138V241L136 242V239H138L137 236L140 235V234H138V230H139V233H140V232L143 231L144 229L141 228V226H142L141 222L138 223V222L136 221V219L133 217L134 214H133V216L130 214V212H132V210H131L130 208H128ZM238 207H239V208H238ZM7 208H8V207H7ZM13 208H14V207H13ZM25 208H27L28 211H25V210H24ZM44 208H45V210H44ZM90 208H92V207H90ZM99 208H98V210H99ZM121 208H120V209H121ZM8 209H9V208H8ZM8 209H7V210H8ZM11 209H12V208H11ZM11 209H10V210H11ZM40 209H41V210H40ZM62 209H63V210H62ZM93 209H92V210H93ZM5 210H6V209H5ZM14 210H15V208H14ZM36 210H37V211H36ZM100 210H101V209H100ZM183 210H184V209H183ZM183 210L181 209V211H183ZM241 210H242L243 212H242ZM19 211H20V210H19ZM45 211H46V212H45ZM67 211H68V210H67ZM124 211H125V212H124ZM177 211H178L179 213H181L179 210H177ZM5 212H7V211H5ZM11 212H13V211H11ZM16 212H18V210H16ZM24 212H25L26 214H24ZM53 212H54V213H53ZM64 212H65V214H64ZM78 212H79V211H78ZM81 212H80V213H81ZM86 212H87V211H86ZM89 212H90V211H88V213H89ZM115 212H114V214H116ZM122 212H120V213H122ZM174 212H176V211H174ZM237 212H238V211H237ZM13 213H15V211H14ZM27 213H28L30 216H28ZM109 213H110V214H109ZM176 213H177V212H176ZM7 214H9V213H7ZM11 214H12V213H11ZM11 214H10V215H11ZM19 214H20V213H19ZM19 214H18V215H19ZM48 214L50 215V217L48 216L49 218L47 217ZM57 214H58V215H57ZM72 214H74V215H72ZM245 214L247 215L246 219H245V216H246ZM5 215H6V214H5ZM12 215H13V214H12ZM16 215H17V214H16ZM16 215H15V217H16ZM18 215H17V216H18ZM34 215H35V216H34ZM40 215H41V216H40ZM60 215H61V216H60ZM116 215H117V217H118V214H116ZM116 215H115V216H116ZM130 215H131V216H130ZM235 215H234V217H233L234 220H236V219H235V218H236ZM19 216H20V215H19ZM67 216H69V217H67ZM123 216H124V217H123ZM1 217H3L2 212H1V214H0V219H1ZM5 217H6V216H5ZM31 217H32V218H31ZM95 217H96V220H95ZM98 217H99V218H98ZM101 217H102V219H101ZM106 217H107V216H106ZM106 217H105V218H106ZM117 217H115V218H117ZM129 217H130V218H129ZM243 217H244V218H243ZM13 218H14V217H13ZM30 218H31V221H32V222L29 221ZM36 218H37V219H36ZM39 218H40V219H39ZM47 218H48V219H47ZM50 218H52V219L50 220ZM69 218H70V219H69ZM74 218H75V219H76V218H77V219H80V221H82V225H81V222H80V221H78L77 219L75 220ZM107 218H108V217H107ZM241 218H243V219H245V220H243V219L241 220ZM6 219H7V217H6ZM35 219H36L37 221H36ZM43 219H45V220L47 221V222H45L44 224H43ZM59 219H60L61 221H60ZM63 219H64V220H63ZM67 219H69V220H67ZM98 219H99L100 222H97ZM100 219H101V220H100ZM103 219H104V221H103ZM109 219H110V218H109ZM113 219H114V218H113ZM118 219H119L118 221L115 219V221L117 222V225H119L118 223H119V221H120L121 218H118ZM233 219H232L231 222L228 221V222L230 223V225H231V226H230L231 228H232L233 225H234V224H233V223H234V222H233ZM45 220H44V221H45ZM74 220H75V221H74ZM246 220H247V221H246ZM15 221H16V220H15ZM15 221H14V222H15ZM39 221H40V223H39ZM64 221H65V222H64ZM67 221H69V222H67ZM70 221H71V222H70ZM101 221H103L104 223L101 222ZM108 221H109V223H110V221H112V220L110 219V220H108ZM245 221H246L247 223H246ZM16 222H17V221H16ZM23 222H25V223H23ZM30 222H31V223H30ZM34 222L36 223V225H35V224H32V223H34ZM75 222H76V223H75ZM116 222H113V221H112V222H111L112 224L110 223V225H113V224H114L115 227H116ZM232 222H233V223H232ZM1 223H0V224H1ZM22 223L25 224V225L22 226V225H23ZM46 223H47V224H46ZM56 223H57V221H56ZM71 223H73V225H72ZM74 223L77 224V225H75V226H78V223H80V224H79V225H81L80 227L84 226V227L87 228V231H85L86 229H83V227H82V231H81V228H80V227L78 228L79 231L84 232V235H85V232H86V238H84L83 234L80 232V233H81V237L83 236L82 238H84V240H83L84 243H83V247H82V249L80 248V247H81V244L79 245V243H82V242H80V238L78 239V236H77L79 231H76L77 229H75ZM109 223H107V219H106V224L109 225ZM137 223L140 224V225H138ZM231 223H232V224H231ZM13 224H14V223H12V225H13ZM40 224H43V227H40V226H41ZM45 224L47 225V227H46ZM49 224H50V223H49ZM60 224H58L59 228L61 227ZM65 224H66V225H65ZM67 224H68V225H67ZM83 224H84V225H83ZM106 224H105V225H102V226H104V229H105V227H107ZM143 224H144V223H143ZM34 225H35V226H34ZM37 225H38V227H37L36 229H39V227H40L41 231H43V233H42L43 236L39 234V233L41 232V231H39L40 229L37 230L38 232H36V229H35V231H34V228H33V227H36ZM69 225H70V226H69ZM95 225H94V226H95ZM110 225H109V226H110ZM114 225H113V226H114ZM227 225H228V224H227ZM235 225H234V226H235ZM5 226H6V225H5ZM26 226H29L30 230H31V229H32V230L30 231V230L28 229V227H26ZM67 226H69V227H67ZM72 226H73V227H72ZM138 226H140V227H138ZM236 226H235V227H236ZM22 227H24V228H22ZM25 227H26V228H25ZM70 227H71V229H70ZM95 227H96V226H95ZM99 227H100V228H99ZM111 227H112V226H111ZM143 227H145V226H143ZM226 227H229V226H226ZM98 228H99V229H98ZM117 228H119V226H117L116 229H117ZM187 228H188V227H187ZM238 228H236V229L238 230ZM104 229H103L102 231L99 230L100 232L98 231V232H99L98 235H101V236H99L100 238L98 237V235H96V236L98 237V240H100V239L104 240L103 242H105V244L103 243V244H104L103 246H107V247L109 246V248H111L112 246L110 247V245H106V242L108 243V241H105V238H103V236H102V235H104V233H102V232L104 231ZM145 229H147V227H146ZM189 229H191V228H188V229H187V233H192L193 230H194L193 228H192L191 231H190ZM3 230H4V231H3ZM49 230H51V231H49ZM65 230H66V233H65ZM83 230H84V231H83ZM151 230H153V229H151ZM151 230H150V228L147 229V231H150V232H151ZM230 230H231V229H230ZM28 231H29V232H28ZM32 231H34L35 233H38V234H36V235H37V237H35L36 239L33 240L35 243H34L33 241H30V242H29V240L32 239V238H29V237H30V232H31V234H33ZM108 231H109V230H108ZM233 231H234V230H233ZM233 231H229V228H227V233H228V234H229V233H233V235H234V234L236 235V237L234 238L235 235L233 236L232 234H230V235L233 236L231 239L234 240V242L237 243V244L235 243L236 245L234 244V246H235L236 248L233 246L234 249H232V247H231V248H229L228 250H230V251L233 250V254H232V256H234V260H238V261H235V262H236L235 264H237L238 262H239V264H241V263H242L243 261H245V260L242 259L243 261H241V263H240L239 260H241L242 257L239 258L238 254L236 253V251L234 252V250L237 249V252H238V249L241 247V246H238V244L240 245L239 242L241 241V240H240L241 238L239 239V237H240V235H241V236H243V235H242V232H241V231H240V233H239L240 235L238 234V232H237L236 230H235L234 232H233ZM44 232H45V234H44ZM76 232H77V234H76ZM93 232H94V233H93ZM106 232H107V231H106ZM112 232H114V229H113ZM235 232H237V233H235ZM1 233H0V236L2 235ZM4 233H5V232H4ZM11 233H12L13 235H12ZM35 233H34V234H35ZM60 233H61V232H60ZM67 233H68V234H67ZM87 233H88V234H87ZM101 233H102V234H101ZM110 233H111V232H110ZM110 233H109L108 235H107V233H106V235H105L106 238H107V236H108V239H106V240H111V242H112V240H113V241L116 242L118 239H117V240H114V238H113V239H110V236H109ZM22 234H25V235H26V241H23V243L21 244V243L18 242L17 238H18L20 235H22ZM65 234H67V235H65ZM89 234H90V235H89ZM96 234H97V232H96ZM119 234H120V236H118ZM150 234L152 235V233H150ZM61 235H62V236H61ZM63 235H64V236H63ZM74 235H75L76 237H75ZM87 235H89V236H87ZM2 236H3V235H2ZM8 236H9V237H8ZM34 236H35V235H33L32 237H34ZM47 236H46V237H47ZM71 236H72V237H71ZM73 236H74V237H73ZM93 236H92V237H93ZM66 237H67V238H66ZM87 237H89V238H88V239H89L88 241L91 242V245H92V246L90 245V246L88 247L89 242H87ZM101 237H102V238H101ZM62 238H63V239H62ZM242 238H243V237H242ZM3 239H4V240H3ZM45 239H44V240H45ZM61 239H62V240H61ZM39 240H40V239H39ZM44 240H43V241L40 240V241H42V244L46 241V240H45V241H44ZM53 240H54V242H56L55 239H53ZM98 240H97V242H99ZM1 241H0V242H1ZM27 241H28V243H27ZM47 241H46V245L48 246V245H50V244H49V242L47 243ZM49 241H50V240H49ZM65 241H68L69 244H68L67 242H65ZM94 241H95V240H94ZM238 241H239V242H238ZM37 242H38V239H37ZM63 242H64V243H63ZM95 242H96V241H95ZM97 242H96V243H97ZM101 242H102V241H101ZM101 242L97 243V245H98L99 247H100V245H102V244H100ZM33 243H34V244H33ZM39 243H40V245H39V246L37 245V246H38L39 248H40V247L42 248L43 245L41 246V242H39ZM61 243H63V245H62ZM112 243H114V242H112ZM1 244H5V246H4V245H1ZM9 244H8V246H9ZM37 244H38V243H37ZM99 244H100V245H99ZM108 244H109V243H108ZM110 244H111V243H110ZM116 244H118V243H116ZM25 245H27V246H25ZM46 245H45V243H44V246H45V247H46ZM60 245H61V246H60ZM111 245H112V244H111ZM114 245H115V244H114ZM12 246H13V247H12ZM29 246H30V245H29ZM54 246H55V247H54ZM30 247H31V249H33V248L35 249L34 246H33V248H32V246H30ZM56 247H57V248H56ZM58 247H60L61 250H60V248H58ZM90 247H92V248L94 247V248H93V249H92V248L90 249ZM99 247H97V248H99ZM115 247H117V246H115ZM7 248H8V250H7ZM103 248H104V249H103ZM113 248H114V247H113ZM113 248H111V249H113ZM134 248H135V249H134ZM242 248H244V247H241V249H239V250L243 252V250H244L245 248H244V249H242ZM1 249H3L4 251L1 252ZM10 249H11L12 251H15V250H16V252H17V250H18V251H19V252H18V255H19V254H21V256L24 255L23 257H25V259L23 258V259L21 260V256H20V255H19V256H20V260H18V261H16L15 259H13L14 257H10V258H9L8 255H9V256H13V255H14L13 253H12L13 255H11V252H12V251H11ZM52 249H53V251H51ZM54 249H55L56 251H54ZM99 249H101V250L103 249V251H104V250H105V247H102V246H101V248H99ZM114 249H115V248H114ZM246 249L248 250L249 248L246 247ZM246 249H245V250H246ZM97 250H98V249H96V251H97ZM101 250L98 251V252L102 253ZM108 250H109V249H108ZM115 250H116V249H115ZM245 250H244V252H245L244 255L246 254V252H248L247 250H246V251H245ZM10 251H11V252H10ZM22 251H21V252H22ZM35 251H36V250H35ZM96 251H95V252H96ZM105 251H106V250H105ZM109 251L111 252V250H109ZM112 251H114V250H112ZM137 251H138V250H137ZM29 252H30V250H29ZM32 252H31V253H32ZM44 252H45V253H44ZM52 252H53V253H52ZM95 252H94V253H95ZM110 252H109V254H113V253H114V252H113V253H110ZM138 252H139V251H138ZM138 252H136V250L134 251V254H135L136 257L133 255V258H132L131 261H133V259H138V255H139ZM14 253H15V252H14ZM94 253H92V254H94ZM115 253H116V251H115ZM115 253H114L113 255H116ZM129 253H128V254H129ZM234 253H236L237 255L234 254ZM238 253H239V252H238ZM22 254H23V255H22ZM27 254H28V252H27ZM38 254H39V255H38ZM102 254H103V253H102ZM105 254H106V253H105ZM109 254H108V252H107V255H108V256H109ZM119 254H120V253H119ZM137 254H138V255H137ZM247 254H248V253H247ZM16 255H17V253H16ZM94 255H95V254H94ZM96 255H97V254H96ZM96 255H95V256H96ZM107 255H106V256H107ZM117 255H118V254H117ZM126 255H127V254H126ZM239 255H240V254H239ZM241 255H243V254H241ZM241 255H240V256H241ZM1 256H0V257H1ZM19 256H17V259H19V258H18ZM31 256H32V257L34 256V257L32 258ZM95 256H92L93 258L91 257V258H92V261H91V262L94 263V264H97L98 262H97V259L95 258ZM98 256H99V255H98ZM98 256H96V257H98ZM111 256H112V255H111ZM123 256H124V255H123ZM123 256H122L121 258H119V261H118V260H116V261H118V263H120V262H121L120 259L123 260V259H122ZM130 256L132 257V255H130ZM248 256H249V254H248ZM248 256H247V258H248ZM109 257H110V256H109ZM109 257H107V258H109ZM112 257H114V256H112ZM131 257H129V258H131ZM244 257H245V256H244ZM94 258H95L96 260H95ZM98 258H99V257H98ZM100 258H101V257H100ZM100 258H99V259H100ZM114 258H115V257H114ZM114 258H113V259H114ZM129 258H128V259H129ZM238 258H239V259H238ZM247 258H246V259H247ZM7 259H8V260L10 259V261H7ZM101 259H102V258H101ZM109 259H110V258H109ZM109 259H108V260H109ZM111 259H112V258H111ZM113 259H112V260H113ZM115 259H117V258H115ZM125 259H126V258H125ZM128 259H126V264H127V262L129 263ZM232 259H233V257H232ZM1 260H3V261L1 262ZM88 260H89V261H88ZM108 260H107V261H108ZM247 260H248V262H249V259H247ZM13 261H14V262H13ZM98 261H100V260H98ZM102 261H103V264H104V259H102ZM3 262H4V263H3ZM6 262H7V263H6ZM112 262H113V261H112ZM112 262H108V263H109V264H112ZM133 262H134V264L137 263L136 260H134ZM133 262H132V263H133ZM248 262H246V263L249 264ZM92 263H91V264H92ZM99 263H102V262H99ZM106 263H107V262H106ZM122 263H123V262H122ZM10 264H11V263H10ZM120 264H121V263H120ZM224 264H225V263H224ZM226 264H228V263L226 262ZM229 264H234V261H233V263H232V262H231V263L229 262ZM242 264H243V263H242ZM244 264H245V263H244Z\"/></svg>",
	"mask_w": 264,
	"mask_h": 264
},
{
	"label": "crops",
	"instance_id": "obj_3",
	"mask_svg": "<svg viewBox=\"0 0 264 264\" xmlns=\"http://www.w3.org/2000/svg\"><path fill=\"white\" fill-rule=\"evenodd\" d=\"M18 242L19 243H23V241H26V235L23 234V235H20L18 238H17Z\"/></svg>",
	"mask_w": 264,
	"mask_h": 264
}]
</instances>
